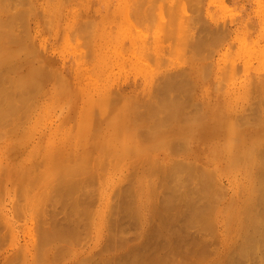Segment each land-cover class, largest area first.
<instances>
[{"label": "rangeland", "instance_id": "374dc122", "mask_svg": "<svg viewBox=\"0 0 264 264\" xmlns=\"http://www.w3.org/2000/svg\"><path fill=\"white\" fill-rule=\"evenodd\" d=\"M32 5L33 6L35 5V6L33 7ZM136 5H138L137 6L138 8L136 7ZM195 7H196V10H195ZM140 8H142V10ZM17 9H18V11H16ZM19 9L21 10L20 12H19ZM24 9H26V10H24ZM138 10L140 13L138 12ZM145 10H146V12H145ZM127 11H128V13H127ZM160 12L162 14H160ZM129 13H130V15L128 16ZM17 14H18V16H17ZM20 16H21V18H20ZM263 16H264V0H216V1L215 0L214 1L213 0H181V1L180 0H146V1L143 0V2H142V0H66V1L65 0H0V17L7 18V20L12 22V24L10 25V28L12 30V33H13V31L15 32L13 35L15 36L18 32H19L18 37L20 34H22L24 36L26 35L24 37L26 42L24 41L23 36L20 35L22 39L20 40V42H17L18 44L16 43V45H17V46H15L16 48L13 46L15 48L14 50H16V49H18V50H16V52L13 53L14 56L12 57V59L13 58L15 60H16V58L20 59L22 63H23V61H25L24 62L25 64L24 63H23L24 65L22 64L23 65L21 67L22 69L19 68L20 73H19V71H18V73L22 74L23 75L22 77H25L28 74V72H30L33 75H36V74H40V71L42 70L41 74H42L43 78H44V75H46V73L47 74L52 73L54 75V76L52 74L49 76L47 75L44 79H42V77H41L43 82L40 80L41 81L40 83L43 86H40L41 87V88H39L40 91L35 90L33 92L31 89L30 95L33 96L31 93H33L34 95H36L37 93H40L42 101L40 102L41 104L36 107L40 112L36 116L31 117L32 119H30V118H28L29 120L25 119L26 121L24 122V125L22 128H24V131L29 129L27 132L25 131L26 133L21 134L23 129H19V130H22L21 132H19L18 130L16 132V131H14L15 130V128H14L12 131V127H14V125L11 127V125H12L11 123H8L9 126H8V124H6L7 127L6 126L4 127L6 129L2 128L4 130H1V127H0V133L4 132V133L0 134V165H1V168H0V208L7 209V211H9V217H11L10 219L13 222V224L16 226V229H17L16 230L17 234L15 233V231L13 233H12V231L6 233L8 235H6L5 239L0 242V253L3 252L4 250L5 251L9 250L12 252L13 249H17L19 247V240L25 242V240L32 238V235L34 236L33 238H36L39 234L38 238L43 239L44 235H41V234H43V233L44 234H46V233L51 234L50 228L52 229V234H51L52 237L49 240V237H48L49 235H48L46 237L47 239L44 238V239H46L45 241H44V239L42 240L45 242V244H42L39 247L42 250V252L39 251V253H36L37 255L39 254L38 259L35 256H32L31 253H28V256H26V255L24 256L22 254L17 255V256L14 255V256H16V257H14V256L12 257L14 259H9L7 262H3V263L0 262V263L1 264H38V263L44 264L43 262H47L45 264H76V263L82 264V263H86L88 260L90 261L91 259H92L91 260L92 262L93 261L97 262L98 261L97 259L101 258L100 259L101 262H99V261L98 262L103 264L102 260L107 259L109 257L111 259V262H113L112 264H115V262H114L113 258H111V256H114L115 257L114 259H116V257H117V259H119V261H121L122 259L125 258V256H123V254H125L127 252V250L129 249V247H131L133 244L136 243V245H139L140 242L142 244L141 240H143V239L146 240V242H148V244L150 243L149 241H147V239L149 237L146 235L149 234L148 231L151 230L153 224L154 225L159 224V218L157 217L158 216L157 212L160 209L159 206L167 207L166 204L168 202V199H169L171 193H174V195H175L177 193V191H179L181 188L183 189L182 185L184 183L187 185L191 184V185H188L190 189L189 188L187 189V191L189 190V192H188L189 195L193 194L190 196L191 197L196 196V198L198 197L197 199L194 198V199L190 200V202L194 203V200L196 199L195 203L197 201H199V203L197 202V204H199V205H196L194 203L196 205L195 207H197V206L200 208L204 207V205H205L204 203H206V202H204V200H205V198L203 197L204 194L202 192H200L201 189H200V187L198 188V186L200 185V184L198 185L199 178L196 179L194 174H196V173L200 174L203 172L209 173L210 170L213 172V174H212V172L209 173L210 176L214 177L213 179H216L215 177H217L216 184L219 182L218 185L215 187V190L218 191L221 189L219 192L223 191V192H221V194H218L219 192L217 193V191L213 190L214 193L212 192L213 195H211L214 198V201H217L216 198H217V194H218L217 199H219V200H218V202H214V204H216V205L218 204L216 206L217 208H216V210H212L213 207L211 208V211H210L211 214L209 215L208 220L206 222L209 221V223H211L210 220L212 219V217H215V216H216V222H215V220H213L214 219L213 218L212 219L213 225H212V227L210 226V228H208L209 230L212 229L213 231L211 230L208 233H206V231H208V229H206V228L209 227L208 226L209 223H206V224H208V225H206V228L204 226L202 227V228H205L206 231H204V229L200 230L201 225L198 224L199 222H195V223H197L198 226L200 225L199 227L195 223H194L195 225L192 223L191 224L192 226L190 224H188V225H190V227H188L187 225L186 226L184 225L185 226V228H184L183 226L180 225V224H183L185 222V221L181 222L180 218L182 220H184V218L182 216L177 218V221H175V222H178V221L179 222L178 223L174 222L173 228L175 227L176 229L177 228L181 229L180 228V226H181L183 232H181L180 230H175V231L173 230V232L180 231V233H178V235L180 237L182 236L180 234L183 233V235H184L186 233L185 234L186 237L182 236L183 239L181 238V241L183 240L182 242H184L187 245L189 243H193V245H195V243L193 241H196V244L198 243L200 245V246L195 245L196 247H198L196 250V249H194V248H196L195 246L193 248V245L189 244V246L186 245L187 247H189V248H187L185 246V244L183 243V245H184L183 247H186V249H187L186 250L185 248L182 247V244L181 245L179 244L180 245L179 247H181L182 250L185 249V251L187 252V254H185V253H183V252H185L184 250L182 253L179 250L180 251L179 255H181L182 258L184 256L183 260H180L181 261L180 263L181 264H190V263L193 264L195 262L194 260H196L197 262H195L194 264H202V263L203 264H217L218 263L217 261H219V264H220V261H223V264H224V262H226V261L223 258L226 257L225 259H227V254H231L230 252L235 254V252H233V250L236 251V247H238V244H237L238 240H239V238H241V237H237V236H239L240 234L242 236V233H244V230H243L244 228L242 229L243 223H240V222H242V221L245 222V219L243 220V216H245V214H246L245 212H246L248 206L246 207L245 212H244V209L242 207H245L246 205L249 204V202H248L249 199L247 198L246 194L248 192H250V189H251V191H254L253 194H255V190H258V192L256 191V194L258 196L255 195L256 196L255 200H257V201H254L251 195L248 196V197H250V199H252L250 202H252V203H253V201H254V203L258 202L257 197H260L259 188L260 189L263 188L262 185H260L261 183H259L260 181L262 182V176L259 177L260 179H258L257 177L260 174H256V173H260V171L258 169H260L262 167L261 165H263V163H264V158H263L264 155H262V154H264V150L261 154L262 158L260 157V160H258L259 159L258 156H260V154L259 155L256 154L257 153L256 151L259 150L260 145L262 147L261 149H264V147H263L264 142L262 143L263 139H260L259 142L256 143L257 144L256 145L253 140L247 139L245 136L246 134L253 132V131L260 132L262 130V128L264 127V123H263L264 119L261 116L264 114L263 113L264 112V107H263L264 90L262 89V87H264V83H263L264 82L263 81L264 80V17ZM10 17H12V21L10 20L11 19ZM127 17H129V18H127ZM200 17H202V18H200ZM183 19H185V20L183 21ZM186 19H187V21H186ZM201 19H203V20H201ZM91 20H92V22H91ZM129 20L132 22H130ZM160 20H161V23L163 22V24L161 25L162 29H160V25H159ZM177 20L179 22H176ZM211 20H212V22H211ZM224 20L228 21V22L225 23ZM231 20H233V21H231ZM9 21H5L6 27H8L7 24L8 25L10 24V23H8ZM13 21H15V23ZM133 21H135V22H133ZM180 21L182 22V24ZM84 23L85 24L89 23V24L85 25ZM247 23H249V24L252 23V24L249 25ZM225 24L226 25L228 24L230 27H228V25L226 26ZM44 25H46V26H44ZM157 25H159V29H158ZM182 25H184V26H182ZM221 25H224V27H226V28H221ZM138 26H139V29H138ZM251 26H253V27H251ZM21 27H22V29H21ZM140 28H141V30H140ZM211 28H213V29H211ZM180 29H181V31H180ZM214 29H216V30H214ZM160 30H162V32H160ZM159 33L160 34L162 33L163 36H162V34L160 35ZM220 33H222V34H220ZM167 35L169 38L172 37L171 40L173 41V43L169 38H167ZM156 36H158V38ZM160 36H161L160 41L164 39L161 42L158 40ZM193 36H195V37H193ZM153 37H154L155 41L152 40ZM224 37H225V39H224ZM7 38H9V36L5 37L6 40H7ZM166 38H167L168 42L165 41ZM177 38H179L180 40ZM5 39H4V41H6ZM173 39L175 40L176 43L174 42ZM176 39L180 41V43L178 41V43L180 45L177 44ZM193 39L195 41H193ZM157 40H158L159 44L157 43ZM169 40L171 41L172 44L169 43ZM189 41H191V42H189ZM197 41L200 43H196ZM155 42H156V44H155ZM4 43H6V42H4ZM8 43H9V41H8ZM141 43H142V45H139ZM194 43H195V45H192ZM170 44H171V46H170ZM173 44L179 45V46L174 47ZM197 44L200 46H198ZM156 45H158V46H156ZM163 46H164V48H163ZM180 46H181V48H180ZM157 47L159 48V50ZM166 47L167 48L169 47L170 49L168 48V50H167ZM209 47H211V48H209ZM213 47H214V49H213ZM156 48L158 50L157 53H159V54L161 53V55L163 54L162 57H164L165 63H167V62L169 63V60H171V59H172V61H171L172 63L170 62L169 64H165L161 58V55L159 56L161 59L158 57L159 54L156 53ZM162 48H163V50H162ZM173 48H175V49L178 48L176 50V52L178 51V53H176ZM183 48H185V49H183ZM197 48H198V50H197ZM29 49H32L33 52L30 53L31 50H29ZM180 49H183V50H180ZM186 49H187V52H189V50L191 52L194 51L193 53L195 55L193 53L191 55L193 56V58L196 57V61H195V59L192 58L191 55H188V54H190V52L187 53ZM14 50H13V52H14ZM167 51H168V53L170 52L169 54L173 55V57H175V55H177L176 57H178V58H173L172 56H169ZM173 52H175V54ZM185 53H187V54L185 55ZM152 54L154 55V57L156 55V57H158V59H160L159 60L160 63L158 62L157 58H156L157 60H155V61H157V65L161 64L160 65L161 67L160 66L156 67V63H154V62L150 63V62L154 61ZM179 54H180V56H179ZM182 54H184L183 57L186 56L184 59H182L183 57H181ZM48 55L49 56L52 55L51 57H53V59L55 61L49 59L47 57ZM140 55L143 57H141ZM204 55H206V56L204 57ZM27 56H29V58ZM167 56H168V59H167ZM198 56H200V57H198ZM23 57L25 58V60ZM101 57H103L102 60H101ZM139 57L142 58L143 62L141 59L139 60ZM144 57H145V60L143 59ZM165 57H166V59H165ZM21 58H23V60ZM186 58H188V59H186ZM10 59H11V57H10ZM147 59L149 60L148 62H146ZM27 60H28V63H27ZM29 60H30V62H29ZM173 61H175V64ZM210 61H212L213 64ZM232 62H233V64H232ZM121 63H125V66H124V64H122V67H124V68L121 67ZM234 63L237 64L236 68H235ZM30 64H31V66H30ZM39 64H41V65H39ZM182 64L184 65V67ZM189 64H191V66H189ZM45 65H47V66L45 67ZM103 65L105 68L103 67ZM152 65H153V67L151 68L150 66H152ZM163 65L166 67H163ZM197 65H199L198 68H196ZM40 66L42 67V69L40 68ZM177 66H179V67H177ZM231 66H233L235 68L234 72L232 70L230 71ZM180 67L182 68V70L179 69L178 71H176ZM201 67H202V70L204 73L200 69ZM29 68H30V70H29ZM103 68L105 69V71ZM166 68H168V69H166ZM31 69H33V72L31 71ZM48 69H50L51 71H52V69L57 70V72H58V70H60L61 73L59 75V73L55 72L56 73L55 74L54 72H51V71L49 72ZM173 69H174L175 73L173 72ZM185 69L187 70V75H189V76L186 75ZM197 69H198V71H197ZM241 69H243V70H241ZM34 70H35V72H34ZM168 70H170V71L165 73ZM43 71H46V73ZM218 71H221V72H218ZM42 72L45 74H43ZM160 72L162 75L160 74ZM200 73H201V75H200ZM57 74H58V76H57ZM61 74L63 76H65L67 78L66 80H68L70 82V84H68L69 86L66 84L67 82L64 81V77ZM155 74H157V75H155ZM55 75H56V77H59V76L63 77V78L59 77L60 83H57L58 82L57 80H56L57 82L54 81V79L56 78ZM135 75H137V77ZM153 75H155L156 78ZM202 75H203V77H202ZM50 76L53 77V78L51 77L53 80L51 78L50 79L48 78ZM160 76H163V79ZM88 77H90L91 79ZM189 77H190V79H189ZM191 78H192V80H191ZM56 79H58V78H56ZM86 80H88V81L86 82ZM130 80H131V82L129 83ZM155 80L157 82L158 81L160 82L159 85H157L158 83H156ZM160 80H163V81H160ZM219 80L221 83H219ZM253 81L255 83H257L256 84L257 86L255 85V83ZM260 81H262V83H260ZM54 82L57 84H53ZM145 82H147V83H145ZM153 82H154V86L156 85L155 86L156 91H154L153 87H151V86H153ZM163 82H165V83L163 84ZM190 82H191V84H190ZM224 82H225V84H224ZM133 83L136 85L134 86ZM105 84H107V87H105L106 86ZM130 84H131V86H130ZM214 84H215V86H214ZM258 84H259V86H258ZM57 85H58V87H62V85H63V88L65 87L66 89L64 88L65 90H62L61 88H58ZM182 85H184L185 87ZM54 86H55V88H53ZM102 86L105 89L102 88ZM179 86H182V87H179ZM193 86H195V87L192 88ZM46 87H47V89H46ZM77 88L80 91L77 90ZM54 89L55 90L59 89V90L55 92ZM102 89H104V90L102 91ZM106 89H107V91L105 92ZM192 89L194 90L192 93V98H193L194 103H193L192 99L190 97H188V96H190ZM197 89H198V91H197ZM49 90H50V92H49ZM113 90H115V91H113ZM181 90H183V91H181ZM59 91H61V94L59 93ZM112 91H113V93H116V95L120 93L121 97L122 96L123 97L122 98L118 97V95L116 96L115 94L113 96ZM116 91H118V92H116ZM160 91H161V93H160ZM178 91H179V93H178ZM261 91H263V92H261ZM52 92H54L53 93L54 97L52 96L54 98L53 100H52V98H50L51 97L50 95H52L50 93H52ZM57 92H58L59 96H58ZM86 92H87V94H86ZM150 92L152 93V95L154 97L155 96H158V97H155L156 98L155 99L152 95L147 94ZM154 92H155V94H153ZM169 92H170V94H169ZM47 93L50 94L49 97L46 96ZM65 93H66V97H64ZM100 95L101 96L102 95H104V96L110 95V97H112V98L103 96L104 97V98L102 97L104 100L103 101L102 98L99 97V99H100L99 105H98V102H97V104H95V102H96L95 99L98 98V96H100ZM180 95H182V96H180ZM56 96H58L57 99H56ZM91 96L94 99H92ZM144 96H145V98H144ZM151 96L153 97V100L155 99V101H153L151 99ZM186 96H187V98H186ZM161 97H163V98H161ZM82 98L84 100L87 98L85 103L86 102L89 103L88 100L91 99L92 100L90 102L91 104L87 105V103L85 104L84 101L82 103V100H83ZM109 98L110 99L114 98L113 102L116 100L115 98H119V99L121 98V99L120 100L117 99L116 100L117 102L115 101L114 102L115 104L113 103V105H112V100L109 101ZM179 98L181 101H179ZM184 98H186V99H184ZM47 99H49L48 102H47ZM107 99H108V101H107ZM150 99H151V101H150L151 103L150 102L147 103L146 100L149 101ZM189 99H191V100H189ZM256 99H258V100H256ZM51 100H52V102H51ZM135 100L137 102H141V103L146 102V105L144 103L140 104V105L137 103L136 104L137 106H136L135 103H133V102H136ZM156 100H158V101H156ZM253 100H255V101H253ZM105 101L108 104L107 103L104 104ZM185 101H186V103H185ZM109 102H111V104ZM214 102H216V103H214ZM258 102H260V103H258ZM94 104L96 106H94ZM100 104H102V107L100 106ZM104 106L107 110L109 108V110L107 111L105 108H103ZM107 106H110V107L107 108ZM36 108H34V110ZM83 108H85V110H83ZM96 108H97L96 112L99 114H97L95 112ZM99 108L100 109L103 108L104 110L101 109V111H104V112L107 111V113L101 112L103 115L105 114L104 116L101 115V113L98 111V110H100ZM137 108H138V111H136L137 114H136V112L133 114V111L137 110ZM173 108H174V110H172ZM182 108H184V110ZM245 109H247V110H245ZM90 110H92V112H93L92 115H94V113L96 114V117L92 116L93 118H90L91 113L89 115V112H87ZM177 110H179V111L181 110L182 112L179 113ZM189 110H191V111H189ZM259 110H260V112H259ZM161 111H162V113H161ZM172 111H173V113H172ZM174 111L176 114L174 113ZM207 111H208V113H206V115H205L206 119H205L203 116L204 115L203 113H205ZM210 111L213 112V115H211L212 113ZM219 111H220V113H219ZM130 113H132V114H130ZM143 113H145V114H143ZM164 113H166V114H164ZM221 113H222V115H220ZM225 113H226V115H225ZM172 114H173V117H172ZM177 114L179 115V117H181V119L180 118L178 119ZM180 114H181V116H180ZM99 115H101V118L98 117ZM132 115H135L134 117L135 118L137 117L140 120L139 119H138V121L134 120V117L131 118ZM201 116H202V119L200 122ZM260 116H261V120L259 119ZM209 117L210 118L213 117L211 121H210ZM263 117H264V115H263ZM173 118H174L175 122L173 121ZM187 118H188V120H187ZM234 118H236V119H234ZM129 119H131V121ZM165 119H167V120H165ZM194 119H196V120H194ZM254 119H256V120L254 121ZM262 119H263V122H261ZM132 120H134L136 122L134 123ZM151 120H153V122ZM191 120H193V121H191ZM234 120H237L236 123L238 125L235 124ZM251 120L253 123L260 120L257 122V124L259 122H261V124H258L257 126H255L254 124L250 125L252 123V122H250ZM238 121L240 122V124L238 123ZM242 123H243V125H242ZM244 123H245V125H244ZM248 123H250V124H248ZM124 125L127 127L126 128L127 130L124 129L125 128ZM239 125H242V126H239ZM194 126H196V128ZM147 127H149L150 129L149 128L147 129ZM171 127H173V128H171ZM192 127L195 128V129H192V131L196 130V132L189 131V130H191ZM220 127L222 129H220ZM128 128H129V130H128ZM179 128H181L185 134L181 131V129L179 130ZM234 128H237V129H234ZM187 130L189 131L190 135L188 134ZM47 131L52 132L51 133L52 136L49 135L51 137L47 138L48 140L45 139V137L43 136V134L45 135L48 133ZM205 131H208V132L206 133ZM31 132H32V134H31ZM190 132H192V133H190ZM181 133H183V135H185V137L181 136L180 135ZM23 135H25V136H23ZM176 135H178L179 137H177ZM187 135L190 136L191 138H187ZM233 135L235 137H238L240 140H237L235 138L237 141L232 142L230 140V136H233ZM205 136H207V137L205 138ZM215 137H216V141H213V143H212V140H215ZM225 137L227 138L226 140H225ZM182 138L185 140H183ZM175 139L179 140L181 142L178 143L179 142L178 141L177 142L178 144L172 143V141L173 142L176 141ZM217 139H219V140L217 141ZM235 139H233V140H235ZM167 140H170L171 143H169V141H167ZM214 142H215V144H214ZM163 143H165V144H163ZM181 143L184 145L186 144L185 145L186 148ZM209 143H211V144H209ZM229 143L232 145V147H231V145L229 147ZM251 143L253 145L255 144L256 147H258L256 151L252 148ZM259 143H260V145H258ZM166 144L167 145L169 144L168 147L166 146ZM225 144H227V145H225ZM234 144H235V146L233 147ZM244 145L245 146L247 145V147H245ZM250 145H251V147H250ZM189 146H191V148ZM242 146L245 147V148L243 147V149H248V151L246 150L248 153L243 152V154L246 153L244 156H243V154L240 153V151L241 152L244 151L241 148ZM178 147H180V149H178ZM210 147L212 148V150ZM183 148H184V150H183ZM213 148H215V150ZM220 148L221 149L224 148L225 150L223 149L221 151ZM226 148L231 149V150L234 149V150H232V151L229 150V151H231L229 154V152H226ZM235 148H237L238 151L240 149H242V150H240L238 152V151H236L237 149L235 150ZM146 149H148V150H146ZM188 150H189V152H188ZM250 150H253V151H250ZM130 151H132V152H130ZM213 151L215 154L213 153ZM233 151H236V152L233 153ZM261 151L262 150H260L258 152L261 153ZM116 152H117V154H116ZM250 152L251 153L254 152V155L252 153L248 157V154H250ZM34 153H36V154H34ZM206 153L208 155H210L209 157L208 156L207 157H208V160L211 162H209L207 159H205V158H207L205 156V155H207ZM236 153H238V154L240 153L239 154L240 156L238 155L239 157L238 156L234 157L235 159H237V157L239 158L237 162L234 158L233 159L235 160V162L233 160H229L230 158L229 159L226 158L227 156L229 157L230 155L232 156V155H235ZM192 155H194V156H192ZM203 155L205 156V158ZM245 156H247V157H245ZM193 157H194V159H193ZM213 157H215V159ZM179 158H181V159H179ZM187 158L189 160H187ZM210 158L214 159V160H210ZM225 158L229 161H227V160L225 161ZM248 158H249V160L247 161ZM190 159L192 161L195 160V162H193V164H192ZM261 159H263V160L261 161ZM103 160H104V163H103ZM142 160H143V162H142ZM251 160H255V163L252 162ZM256 160L263 162V163L259 162V164H261L260 165L261 167L259 166L258 161L256 164ZM203 161H205V162L203 163ZM87 162H89V164ZM93 162H94V164H93ZM115 162H117L118 165ZM123 162L126 164H124ZM198 162L201 163V165H199ZM166 163H167V165H166ZM184 163L186 164L187 167H185V165H183ZM194 163H196V164H194ZM170 164H173V167ZM174 164H175V166H174ZM190 164H192L191 167L188 166ZM87 165H88V167H86ZM104 165H105V168H104ZM169 165L172 168L169 167ZM177 165L178 166L182 165V166H179L180 168H178ZM193 165L195 168L193 167ZM257 165L259 166V168ZM204 166H205V168H208L209 171H206L207 169L205 170V168H203ZM222 166L224 168H222ZM66 167H68V169H66ZM60 168H61V170H60ZM102 168H104V169H102ZM189 168H192L194 173L192 172V169L189 170ZM199 168H201L200 169L201 171L198 170ZM1 169H3V170L5 169L4 171L6 172V174H4L3 171L1 172ZM70 169H73V171H75V169H76L77 172L76 171L72 172V170H71V172L69 173ZM181 169H182V171H180ZM194 169H197L198 171L194 170ZM55 170L56 171L58 170V171L56 172ZM183 170H185V171H183ZM255 170H256V173H255ZM261 170H262V168H261ZM8 171L10 172V174L14 175V178H11V179L9 178L7 181V176L9 174ZM60 171H61V173H59ZM99 171H101V173ZM195 171H197V172H195ZM214 171H216V172H214ZM257 171H259V172H257ZM166 172L168 173V175L166 174ZM172 172L175 174L172 175ZM184 172L187 173L188 175L186 176V174H184ZM63 173H64V175H63ZM95 173L96 174L99 173V175L98 174L95 175ZM179 173L181 176H179ZM189 173H193V174H189ZM215 173H216V175H215ZM78 174H80L82 176V178H81V176H78ZM104 174H105V176H104ZM135 174H137V175H135ZM197 174H196V176H197ZM255 174H256V176H254ZM90 175H91V177H90ZM93 175H94V177H93ZM100 175L101 176L103 175V176L101 177ZM161 175H162V179H161ZM190 175H192V176L190 177ZM261 175H262V171H261ZM73 176H74V178H73ZM86 176H87V178H89V177L92 178V180L89 178L90 182H88V180L85 179ZM96 176L99 179H96ZM156 176H157V178H156ZM168 176H169V178H168ZM175 176L176 177L179 176L177 179H179V180L181 179L180 182L184 181V180H186V181L188 180V181H187V183H186V181H184V183L181 182L182 183L181 184V183H179V180H177ZM193 176L195 177V179ZM24 177H25V180H24ZM75 177L78 179H75ZM164 177H165V179H164ZM192 177H193V179H192ZM102 178H103V180H102ZM250 178H251V180H249V182H248V179H250ZM255 178H257V179H255ZM72 179L75 182H73ZM57 180H58V182H57ZM61 180L62 181L64 180V181L61 183ZM217 180H218V182H217ZM253 180H255V181H253ZM15 181H16V183H15ZM28 181H30V182L28 183ZM84 181L86 182V184ZM100 181H102V183ZM150 181H151V183H150ZM195 181L197 183L196 185H195ZM239 181H241V183ZM256 181H259V182H256ZM26 182H27V185H26ZM71 182H72L73 186L70 184ZM146 182H147V184H146ZM173 182H174V184H173ZM252 182L254 184L257 183V185H254ZM53 183H54V185H53ZM73 183H76L77 185L76 184L74 185ZM98 183L99 184L101 183L102 185L101 184L99 185ZM132 183H133V185H131ZM166 183H168V186H166ZM178 183H179V185H181V188H180V186L178 187V185H177ZM78 184H79V186H78ZM119 184L121 186V189L119 187ZM172 184L174 186L177 185L175 187V190H174V186L172 187ZM50 185H51V187H50ZM64 185H65V187H64ZM20 186H22V187H20ZM33 186H35L36 188ZM81 186H82V188H81ZM188 186H186V187H188ZM194 186H196V188H198V190L200 189V191H198V192L202 193V195L201 194L198 195V194L193 193L194 190H196V188ZM218 186L220 188H218ZM250 186L255 187V189L253 187L251 188ZM166 187H167V189H166ZM191 187H193L192 189H194V188L195 189L192 190ZM62 188H64V189L62 190ZM176 188H178L177 191H176ZM73 189H74V191H73ZM131 189H132V191H131ZM147 189H149V190H147ZM78 190H80V191H78ZM184 190L186 191L185 188H184ZM190 191H191V193H190ZM98 192H99V194H98ZM196 192H197V190H196ZM261 192H262V189H261ZM43 193H44V195H43ZM59 193L61 194V196ZM72 193H74V194H72ZM39 194H40V196H39ZM158 194H160V195H158ZM178 194L179 193H177V195H175V196L171 195L174 198V203H176L178 201L177 199H175L178 196ZM248 194H252V192H250ZM72 195H74V196H72ZM189 195H187L188 199H190ZM221 195H223L222 196L223 198H220ZM48 196H49V198H48ZM157 196H158V199H157ZM215 196H216V198H215ZM59 197H60V199H59ZM77 197H78V200H77ZM177 198L180 199L179 197H177ZM245 198H246V200L243 201ZM105 199H107V200H105ZM122 199L123 200L125 199L124 200L125 203L123 202ZM144 199H145V201H144ZM154 199H155V201H154ZM156 199L158 200V203H157ZM52 200H53V202H52ZM63 200H65V201H63ZM69 200H71L72 203ZM109 200H110V202H109ZM175 200H176V202H175ZM184 200L185 199H183V202L181 201L182 203L180 202L181 208H182V205L184 204ZM66 201H67V203H66ZM187 201L188 200L186 199L185 204H187ZM246 201L248 202V204L244 203ZM111 202L112 203L115 202V203H113V206H112ZM127 202L129 204H127ZM146 202L149 203V205ZM161 202H162V204H161ZM155 203L158 204L159 206H157ZM177 203H179V202H177ZM202 203H203V206H200V205H202ZM254 203H253V205H254ZM130 204L132 207L130 206ZM194 204H192V205H194ZM114 205H115V207H114ZM133 205L135 208L133 207ZM187 205H183V207L187 206ZM192 205H191V207H192ZM243 205H245V206H243ZM251 205H250L251 208H249V209L252 210L255 207V205H254V207ZM257 205H256V207H257ZM137 206H138V208H137ZM155 206L157 208L159 207L158 210H157V208H155ZM177 206L179 207V205H177ZM9 207H10V209L12 207V209L10 210ZM139 207H140V209H139ZM256 207H255V209H256ZM65 208H66V212H65ZM109 208H111V209H109ZM128 208H134L138 212V216H139V219H141V221L137 220V218L135 216L131 215ZM94 209H96L97 211ZM99 209H100V212L102 213V215H100L101 213L99 212ZM138 209H139V211H138ZM189 209H190V207L187 206L186 210L188 211ZM213 209H215V207ZM229 209H230V211H229ZM107 210L109 212H110V210L111 211L113 210V212H110L111 215H109V212ZM116 210H118V211L116 212ZM123 210H126L127 214L130 213L129 215H131V217H133V218L129 217V215L127 216L126 212ZM160 210H162V209H160ZM217 210L218 211L220 210V211L218 212ZM233 210H236L234 215H232V213L234 212ZM251 210H249V212L247 214H250ZM121 211H123V212H121ZM238 211H239V213H242V215H240L238 213ZM255 211L256 210H252L253 213ZM12 212H14V214H16V215H14ZM49 212H51V213H49ZM153 212H155V213H153ZM119 213H121L122 215L120 216ZM140 214L143 216L145 215L148 219L145 216L144 217L141 216ZM230 214L233 217H231ZM98 215H99V217H98ZM211 215H214V216H211ZM238 215L242 216V219ZM65 216H66V218H65ZM111 216L114 217L113 220L116 219L115 223L119 222L118 224L120 225V228L117 224L113 223L114 221L111 220L112 219ZM116 216H118V218ZM226 216H229V219L231 218V220L235 216V218H237V220L234 219V222L236 221L235 222L236 224L233 222V220L232 221L228 220V219L226 220ZM105 217L106 218L108 217L107 220ZM119 217L121 220H124V219L125 220L119 221ZM151 217L155 220L151 219ZM44 218H46V219H44ZM50 218H51V220H50ZM92 219H93V221H92ZM224 220H226V221H224ZM98 221H102V222H98ZM106 221H108V222L106 223ZM228 221H229V223H228ZM128 222H129V224H127ZM160 222H161V220H160ZM201 222L203 224L205 223V221L204 222L201 221ZM214 222L216 225L214 224ZM101 223H103V224H101ZM151 223H153V224H151ZM225 223L228 225H226ZM237 223H238V226H237ZM239 223L241 224V226H239L240 225ZM94 224H96V225L93 226ZM108 224L114 225V228L118 226L117 228H118V231L120 229V231H119L120 234L117 232V229L115 231H113L114 229L111 228L113 226H110ZM175 224H177V225H175ZM231 224L234 226V228L231 227ZM37 225H39V227ZM42 225H43V227H42ZM48 225L49 226L51 225V227H49ZM103 225H105V226H103ZM108 226L111 229V232L115 233V234L113 233L115 238H113L114 236L110 232ZM137 226H139L140 229ZM149 226H151V228H149ZM177 226H179V227H177ZM195 226H197L196 228H198V230L195 228ZM35 227H37V228L35 229ZM68 227H72V228H75L77 230L76 233L71 236L72 238L67 237V235L64 234L66 229H69ZM94 227H96V229ZM100 227H101V229H100ZM144 227L145 228L147 227L146 229L148 231ZM187 227H188V229L190 228L189 231H188ZM226 227H227V229H226ZM238 227H240L239 229H241V230H239ZM48 229H49V232H48ZM88 229H89V231H88ZM44 230H46V231L44 232ZM134 230H136V231H134ZM186 230L188 231V233ZM192 230H195L196 232L197 231L198 232L196 233L195 231H192ZM228 230H230V232H228ZM59 231H60V234H59ZM184 231H185V233H184ZM199 231H201V232H199ZM40 232H43V233H40ZM109 232L111 233V235ZM14 233H15V235H13ZM106 233L109 234L108 235L109 238H110V236H112V239H115V240H112L113 243H114V241H116V239L119 236H121V237H119V238H121V239H119L121 241L122 236H123L124 237L123 242L125 244L119 245L120 249L117 250L116 248H118L117 247L118 244H116V243H118V240L116 241V243H114L115 246L113 245V243L112 244L108 243V241H110L111 239L108 240L109 238H108ZM36 234H37V236H36ZM116 234H117V236H116ZM204 234H206V236ZM131 236H132V238H131ZM142 236H143V238H142ZM145 236H146V238H145ZM213 236H215V237H213ZM137 238H139V239H137ZM214 238H215V240H214ZM237 238H238V240H237ZM242 238H243V236H242ZM55 239H57L58 241ZM62 239L64 240V242ZM128 239L130 240L131 243L126 242V240H128ZM234 239H236V240L233 242L232 247H231V245H229V244H231V242ZM47 240H49V241L46 242ZM148 240H150V239H148ZM190 240H191V242H190ZM210 240H212V241L210 242ZM241 240L242 239L239 240V244H240ZM120 241H119V244L122 243V241L121 242ZM187 241H189V242H187ZM200 241H203L202 242L204 244L203 246H201L202 243L200 244ZM65 242H67V243H65ZM143 242H145V241H143ZM205 243H207V244H205ZM55 244L57 245L56 247H58L57 249H55L56 248L54 246ZM103 244H105V245H103ZM106 244L108 246H106ZM109 244L112 245V250L109 249V248H111V246H109ZM101 245H102V247H101ZM129 245H131V246H129ZM151 245H148V247L149 246L151 247ZM206 245H207V247H206ZM208 245H210V246H208ZM235 245H237V246L235 248H233ZM263 245L264 244L259 245V246L257 245V246H258V248H262L263 252H264V248L262 247ZM257 246H256V248L255 247L253 248V251L256 254V256L251 251L252 252L251 254L253 256L248 254L246 256L247 259L244 258V261L241 264H264V254L261 253L262 249H260V251L258 249V251H257ZM99 247H101V249H103V247H104L105 250L104 249L101 250ZM107 247L109 250H107ZM202 247L204 249H202ZM43 249H44V251H43ZM96 249H97V251H96ZM142 249H140V250L142 251ZM188 249L191 251L189 252ZM225 249H227V250H225ZM54 250L56 251V253ZM150 250L151 249H149V251ZM238 250L236 251L235 255H237V254L239 255ZM137 251H139V250H137ZM196 251H199V252H196ZM209 251H210V253H208ZM227 251H228V253H227ZM256 251H257V253H256ZM37 252H38V250H37ZM43 252L45 254L44 257H43ZM58 252L59 253L61 252L60 253L61 255ZM201 252H203L204 255H203V253L200 255ZM223 252H225V254L226 253L227 254L225 255ZM77 253H79V254H77ZM97 253H99L98 255H100V257H98ZM149 253L151 254V252H149ZM107 254L109 255L108 257H107ZM112 254H114V255H112ZM115 254L117 256H115ZM182 254H183V256H182ZM221 254H223L224 256H221ZM233 254L231 256H234ZM87 255H88V260H87ZM90 255H91V257H90ZM179 255L178 256L176 255L175 258L179 259V257H180ZM207 255H208V257H205ZM62 256H63V258H62ZM92 256L93 257L96 256V257H94V259H93ZM103 256H104V259H103ZM216 256H219V257H216ZM40 257L42 258V260L40 259ZM45 257H46V261L43 260V259H45ZM47 257H48V259H47ZM213 257L214 258L216 257L215 260L213 259ZM241 257H244V256H241ZM35 259L38 261H36ZM125 260H123L122 262L124 263ZM89 261L87 263H90ZM186 261H188V262H186ZM122 262L120 264H122ZM154 263L155 262L149 263V264H154ZM95 264H97V263H95Z\"/></svg>", "mask_w": 264, "mask_h": 264}, {"label": "bare ground", "instance_id": "6f19581e", "mask_svg": "<svg viewBox=\"0 0 264 264\" xmlns=\"http://www.w3.org/2000/svg\"><path fill=\"white\" fill-rule=\"evenodd\" d=\"M66 1V0H65ZM146 1V0H145ZM181 1V0H180ZM214 1V0H213ZM216 1V0H215ZM7 2V1H6ZM9 2V1H8ZM142 2H143V0H142ZM133 3V2H132ZM131 3V4H132ZM159 3V2H158ZM178 3V2H177ZM217 3V2H216ZM138 4V3H137ZM198 4V3H197ZM219 4V3H218ZM226 4V3H225ZM10 6V5H9ZM33 6V5H32ZM35 6V5H34ZM33 6V7H34ZM138 5H136V7H137ZM140 6V5H139ZM156 6V5H155ZM158 6V5H157ZM160 6V5H159ZM168 6V5H167ZM228 6V5H227ZM256 6V5H255ZM12 7V6H11ZM151 7V6H150ZM171 7V6H170ZM180 7V6H179ZM186 7V6H185ZM138 8V7H137ZM41 9V8H40ZM141 10H142V8H140ZM139 9V10H140ZM147 9V8H146ZM24 10H26V9H24ZM39 10V9H38ZM52 10V9H51ZM59 10V9H58ZM139 10H138V12H139ZM149 10V9H148ZM195 10H196V7H195ZM202 10V9H201ZM200 10V11H201ZM262 10V9H261ZM16 11H18V9L16 10ZM21 10L19 9V12H20ZM18 12V13H19ZM50 12V11H49ZM80 12V11H79ZM145 12H146V10H145ZM149 12V11H148ZM156 12V11H155ZM195 12V11H194ZM199 12V11H198ZM203 12V11H202ZM219 12V11H218ZM38 13V12H37ZM56 13V12H55ZM127 13H128V11H127ZM131 13V12H130ZM130 13L128 14V16L130 15ZM140 13V12H139ZM13 14V13H12ZM25 14V13H24ZM31 14V13H30ZM143 14V13H142ZM160 14H162L161 12H160ZM181 14V13H180ZM197 14V13H196ZM199 14V13H198ZM202 14V13H201ZM15 15V14H14ZM13 15V16H14ZM146 15V14H145ZM241 15V14H240ZM17 16H18V14H17ZM47 16V15H46ZM132 16V15H131ZM143 16V15H142ZM141 16V17H142ZM159 16V15H158ZM157 16V17H158ZM165 16V15H164ZM189 16V15H188ZM203 16V15H202ZM180 17V16H179ZM184 17V16H183ZM235 17V16H234ZM264 17V16H263ZM11 18V19H10ZM9 19L12 21V17H10ZM20 18H21V16H20ZM127 18H129V17H127ZM136 18V17H135ZM145 18V17H144ZM185 18V17H184ZM187 18V17H186ZM200 18H202V17H200ZM217 18V17H216ZM253 18V17H252ZM255 18V17H254ZM18 19V18H17ZM137 19V18H136ZM143 19V18H142ZM180 19V18H179ZM196 19V18H195ZM16 20V19H15ZM19 20V19H18ZM132 20V19H131ZM162 20V19H161ZM161 20H160V29H162V24H163V22L161 23ZM185 19H183V21H184ZM201 20H203V19H201ZM5 21H9V20H7V18H2V17H0V127H1V130H4V129H6V128H4L5 126H6V124H8V123H11L10 125H11V127L14 125V127H12V131H13V129L15 128V130L14 131H16L17 132V130L19 131V132H21L22 130H19V129H23V131L21 132V134H23V133H26L29 129H27V130H25L24 131V128H22L23 127V125H24V122L26 121L25 119H28V118H30V119H32L31 117H34V116H36L40 111L36 108L38 105H40L41 103V101H42V98H41V94L40 93H37L36 95H34L33 93H31L33 96H31L30 95V92H31V89H32V91L34 92L35 90H37V91H40V89L39 88H41L40 86H43L40 82L42 81L43 82V80L42 79H44L47 75L49 76V75H51V74H47L46 73V71H43V72H45L46 73V75H44V78H43V76H42V74H41V69H42V67L40 66V74H36V75H33V74H31L30 72H28V74L25 76V77H22L23 75L22 74H19L20 73V69H22L21 67L25 64L24 62L25 61H23V63L21 62V60L20 59H17L16 58V60L13 58L12 59V57L14 56L13 55V53H15L16 52V50H18V49H16V50H14L16 47L15 46H17L16 45V43L17 42H20V40L22 39L21 38V36L20 35H22V34H20L19 35V37H18V34H19V32L14 36L13 34L15 33L14 31H13V33H12V30H11V28H10V25L12 24V22H8V23H10L9 25L7 24V26L8 27H6V25H5ZM126 21V20H125ZM130 21V20H129ZM186 21H187V19H186ZM208 21V20H207ZM231 21H233V20H231ZM254 21V20H253ZM14 23H15V21H13ZM91 22H92V20H91ZM94 22V21H93ZM127 22V21H126ZM130 22H132V21H130ZM133 22H135V21H133ZM141 22V21H140ZM146 22V21H145ZM176 22H179L178 20L176 21ZM181 22V21H180ZM211 22H212V20H211ZM210 22V23H211ZM224 22L226 23V22H228V21H225L224 20ZM247 22V21H246ZM251 22V21H250ZM79 23V22H78ZM83 23V22H82ZM195 23V22H194ZM81 24V23H80ZM85 24V23H84ZM87 24H89V23H87ZM87 24H85V25H87ZM143 24V23H142ZM158 24V23H157ZM181 24H182V22H181ZM186 24V23H185ZM207 24V23H206ZM247 24H249V23H247ZM250 24H252V23H250ZM249 24V25H250ZM51 25V24H50ZM159 25H157L158 26V29H159ZM203 25V24H202ZM220 25V24H219ZM218 25V26H219ZM226 25V24H225ZM228 25V24H227ZM226 25V26H227ZM44 26H46V25H44ZM84 26V25H83ZM89 26V25H88ZM182 26H184V25H182ZM186 26V25H185ZM254 26V25H253ZM253 26H251V27H253ZM20 27V26H19ZM49 27V26H48ZM78 27V26H77ZM208 27V26H207ZM228 27H230L229 25H228ZM27 28V27H26ZM170 28V27H169ZM221 28H226V27H224V25H221ZM13 29V28H12ZM21 29H22V27H21ZM138 29H139V26H138ZM208 29V28H207ZM211 29H213V28H211ZM210 29V30H211ZM229 29V28H228ZM92 30V29H91ZM95 30V29H94ZM140 30H141V28H140ZM143 30V29H142ZM194 30V29H193ZM202 30V29H201ZM206 30V29H205ZM214 30H216V29H214ZM227 30V29H226ZM90 31V30H89ZM144 31V30H143ZM171 31V30H170ZM179 31V30H178ZM180 31H181V29H180ZM219 31V30H218ZM160 32H162V30H160ZM168 32V31H167ZM183 32V31H182ZM214 32V31H213ZM217 32V31H216ZM220 32V31H219ZM26 33V32H25ZM170 33V32H169ZM179 33V32H178ZM209 33V32H208ZM92 34V33H91ZM160 34V33H159ZM162 34V33H161ZM160 34V35H161ZM184 34V33H183ZM198 34V33H197ZM212 34V33H211ZM215 34V33H214ZM213 34V35H214ZM218 34V33H217ZM220 34H222V33H220ZM173 35V34H172ZM171 35V36H172ZM6 36H9V38H7V40L5 39V37ZM23 36V38L26 36H24V35H22ZM29 36V35H28ZM162 36H163V34H162ZM174 36V35H173ZM177 36V35H176ZM227 36V35H226ZM148 37V36H147ZM157 38H158V36H156ZM179 37V36H178ZM181 37V36H180ZM191 37V36H190ZM193 37H195V36H193ZM143 38V37H142ZM141 38V39H142ZM145 38V37H144ZM167 38H169L168 37V35H167ZM167 38L165 39V41H167ZM172 38V37H171ZM171 38H169L170 40H171ZM200 38V37H199ZM212 38V37H211ZM220 38V37H219ZM4 39L6 40V41H4ZM160 39H161V36L159 37V41H160ZM177 39H179V38H177ZM176 39V41H177V44H179L180 43V39L179 40H177ZM191 39V38H190ZM189 39V40H190ZM208 39V38H207ZM224 39H225V37H224ZM89 40V39H88ZM87 40V41H88ZM144 40V39H143ZM152 40H154V37H153V39ZM158 40H157V43H158ZM164 40V39H163ZM163 40H161V41H163ZM169 40V43H171V41ZM174 40V39H173ZM184 40V39H183ZM214 40V39H213ZM238 40V39H237ZM8 41H9V43H8ZM23 41V40H22ZM21 41V42H22ZM24 41H25V38H24ZM29 41V40H28ZM86 41V40H85ZM96 41V40H95ZM155 41V40H154ZM160 41V42H161ZM178 41H179V43H178ZM182 41V40H181ZM188 41V40H187ZM193 41H195L194 39H193ZM4 42H6V43H4ZM26 42V41H25ZM24 42V43H25ZM92 42V41H91ZM140 42V41H139ZM146 42V41H145ZM149 42V41H148ZM168 42V41H167ZM174 42H175V40H174ZM183 42V41H182ZM189 42H191V41H189ZM206 42V41H205ZM231 42V41H230ZM172 43H173V41H172ZM171 43V44H172ZM176 43V42H175ZM174 43V44H175ZM196 43H200V42H196ZM204 43V42H203ZM18 44V43H17ZM155 44H156V42H155ZM159 44V43H158ZM171 44H170V46H171ZM173 44V45H174ZM207 44V43H206ZM258 44V43H257ZM139 45H142V43L141 44H139ZM180 45V44H179ZM179 45H174V47L176 46H179ZM185 45V44H184ZM192 45H195V43L194 44H192ZM198 45V44H197ZM215 45V44H214ZM234 45V44H233ZM15 48H14V47ZM89 46V45H88ZM154 46V45H153ZM152 46V47H153ZM156 46H158V45H156ZM155 46V47H156ZM198 46H200V45H198ZM232 46V45H231ZM143 47V46H142ZM150 47V46H149ZM162 47V46H161ZM191 47V46H190ZM233 47V46H232ZM135 48V47H134ZM133 48V49H134ZM154 48V47H153ZM158 48V47H157ZM157 48H156V53H157V51L159 50V48H158V50H157ZM163 48H164V46H163ZM163 48H162V50H163ZM169 48V47H168ZM168 48L166 47V49L168 50ZM180 48H181V46H180ZM208 48V47H207ZM209 48H211V47H209ZM74 49V48H73ZM138 49V48H137ZM147 49V48H146ZM170 49V48H169ZM174 50H175V52H176V50L178 49H175V48H173ZM183 49H185V48H183ZM183 49H180V50H183ZM202 49V48H201ZM213 49H214V47H213ZM13 50H14V52H13ZM29 50H31V52L30 53H32L33 52V50L32 49H29ZM165 50V49H164ZM172 50V49H171ZM193 50V49H192ZM197 50H198V48H197ZM208 50V49H207ZM38 51V50H37ZM147 52V51H146ZM162 52V51H161ZM175 52H173L174 54H175ZM180 52V51H179ZM186 52H187V49H186ZM189 52H190V54H188V55H191L194 51H190L189 50ZM189 52H187V53H189ZM132 53V52H131ZM163 53V52H162ZM167 53H168V51H167ZM170 53V52H169ZM168 53V54H169ZM176 53H178V51L176 52ZM187 53H185V55L187 54ZM83 54V53H82ZM86 54V53H85ZM136 54V53H135ZM144 54V53H143ZM155 54V53H154ZM157 54H159V53H157ZM194 54V53H193ZM36 55V54H35ZM34 55V56H35ZM80 55V54H79ZM153 55V54H152ZM161 55V53L158 55V57ZM183 55L184 54H182V56L181 57H183ZM195 55V54H194ZM16 56V55H15ZM18 56V55H17ZM25 56V55H24ZM33 56V57H34ZM52 56V55H51ZM51 56H47L49 59H51V60H54L53 59V57H51ZM77 56V55H76ZM135 56V55H134ZM141 56V55H140ZM149 56V55H148ZM163 56V54L161 55V58H162V60H163V62H164V57H162ZM169 56H172L173 57V55H170L169 54ZM177 55H175V57H173V58H178V57H176ZM179 56H180V54H179ZM192 56V55H191ZM206 55H204V57H205ZM244 56V55H243ZM10 57H11V59H10ZM28 58H29V56H27ZM46 57V56H45ZM136 57V56H135ZM141 57H143V56H141ZM141 57H139V60L141 59L142 60V58ZM147 57V56H146ZM153 58H154V61H152V62H150V63H156V67H158V66H160L161 64H158L157 65V61H155V60H157L158 59V57H156V55H155V57H154V55L152 56ZM186 57V56H185ZM185 57H183L182 59H184ZM188 57V56H187ZM198 57H200V56H198ZM202 57V56H201ZM213 57V56H212ZM24 58V57H23ZM23 58H21L22 60H23ZM102 58L103 57H101V60H102ZM134 58V57H133ZM137 58V57H136ZM152 58V59H153ZM157 58V59H156ZM160 58V57H159ZM160 58V59H161ZM192 58H193V56H192ZM27 59V58H26ZM138 59V58H137ZM144 60H145V57L143 58ZM160 59H158V62L160 63ZM165 59H166V57H165ZM167 59H168V56H167ZM186 59H188V58H186ZM193 59H195V61H196V57L195 58H193ZM15 60V61H14ZM24 60H25V58H24ZM33 60V59H32ZM136 60V59H135ZM178 60V59H177ZM181 60V59H180ZM192 60V59H191ZM41 61V60H40ZM55 61V60H54ZM149 60L147 59L146 60V62H148ZM172 61V59L171 60H169V63ZM186 61V60H185ZM194 61V62H195ZM29 62H30V60H29ZM53 62V61H52ZM142 62H143V60H142ZM145 62V63H146ZM162 62V63H163ZM174 62V64H175V61H173ZM212 64H213V62L212 61H210ZM27 63H28V60H27ZM87 63V62H86ZM111 63V62H110ZM126 63V62H125ZM125 63H121V67H122V64H124V66H125ZM149 63V64H150ZM165 63V62H164ZM163 63V64H164ZM168 62L167 63H165V64H169ZM172 63V62H171ZM197 63V62H196ZM195 63V64H196ZM210 63V64H211ZM226 63V62H225ZM23 64V65H22ZM46 64V63H45ZM114 64V63H113ZM141 64V63H140ZM148 64V65H149ZM178 64V63H177ZM207 64V63H206ZM229 64V63H228ZM232 64H233V62H232ZM235 64V63H234ZM39 65H41V64H39ZM48 65V64H47ZM47 65H45V67L47 66ZM85 65V64H84ZM83 65V66H84ZM120 65V64H119ZM127 65V64H126ZM154 65V64H153ZM153 65L152 66H150L151 68L153 67ZM179 65V64H178ZM183 65V64H182ZM204 65V64H203ZM221 65V64H220ZM236 65L237 64H235V68H236ZM30 66H31V64H30ZM38 66V65H37ZM52 66V65H51ZM50 66V67H51ZM189 66H191V64H189ZM198 66L199 65H197V67L196 68H198ZM202 66V65H201ZM226 66V65H225ZM39 67V66H38ZM103 67H104V65H103ZM149 67V68H150ZM161 67V66H160ZM163 67H166V66H164L163 65ZM177 67H179V66H177ZM183 67H184V65H183ZM203 67V66H202ZM202 67L200 68L201 70H202ZM20 68V69H19ZM32 68V67H31ZM35 68V67H34ZM49 68V67H48ZM53 68V67H52ZM105 68V67H104ZM103 68V69H104ZM122 68H124V67H122ZM150 68V69H151ZM170 68V67H169ZM233 66H231L230 67V71L232 70L233 72H234V69H235ZM238 68V67H237ZM37 69V68H36ZM67 69V68H66ZM165 69V68H164ZM163 69V70H164ZM166 69H168V68H166ZM182 70V68L180 67V68H178L176 71H178V70ZM192 69V68H191ZM190 69V70H191ZM29 70H30V68H29ZM44 70V69H43ZM114 70V69H113ZM131 70V69H130ZM152 70V69H151ZM172 70V69H171ZM241 70H243V69H241ZM18 71H19V73H18ZM31 71L33 72V69H31ZM39 71V70H38ZM48 71L50 72L51 70L50 69H48ZM71 71V70H70ZM104 71H105V69H104ZM141 71V70H140ZM170 70H168V71H164L165 73H167V72H169ZM185 71H186V75H187V70L185 69ZM184 71V72H185ZM197 71H198V69H197ZM226 71V70H225ZM229 71V70H228ZM229 71V72H230ZM34 72H35V70H34ZM42 72V73H43ZM51 72H56V73H59V75H60V70H58V72H57V70H53L52 69V71ZM73 72V71H72ZM142 72V71H141ZM146 72V71H145ZM155 72V71H154ZM173 72L175 73V71H174V69H173ZM180 72V71H179ZM178 72V73H179ZM202 72H203V70H202ZM201 72V73H202ZM218 72H221V71H218ZM38 73V72H37ZM45 73H43V74H45ZM55 73V74H56ZM85 73V72H84ZM90 73V72H89ZM102 73V72H101ZM100 73V74H101ZM149 73V72H148ZM164 73V74H165ZM171 73V72H170ZM189 73V72H188ZM194 73V72H193ZM199 73V72H198ZM201 73H200V75H201ZM204 73V72H203ZM35 74V73H34ZM127 74V73H126ZM158 74V73H157ZM157 74H155V75H157ZM160 74H161V72H160ZM185 74V73H184ZM53 75V74H52ZM62 75V74H61ZM155 75H153L154 77H155ZM162 75V74H161ZM169 75V74H168ZM180 75V74H179ZM191 75V74H190ZM223 75V74H222ZM54 76V75H53ZM57 76H58V74H57ZM63 76V75H62ZM62 76H59V77H62ZM132 76V75H131ZM136 77H137V75H135ZM164 76V75H163ZM163 76H160V77H162V79H163ZM176 76V75H175ZM187 76H189V75H187ZM41 77H42V79H41ZM52 76H50V77H48L49 79L51 78ZM55 77H56V75H55ZM59 77H56V78H58V79H54V81L55 82H57V83H60L59 82ZM64 77V81L65 82H67L66 84L68 85V84H70V82L68 81V80H66L67 78L65 77V76H63ZM62 77V78H63ZM144 77V76H143ZM202 77H203V75H202ZM53 78V77H52ZM51 78V79H52ZM88 78H90V77H88ZM97 78V77H96ZM123 78V77H122ZM145 78V77H144ZM147 78V77H146ZM150 78V77H149ZM156 78V77H155ZM159 78V77H158ZM173 78V77H172ZM176 78V77H175ZM178 78V77H177ZM61 79V78H60ZM82 79V78H81ZM91 79V78H90ZM89 79V80H90ZM187 79V78H186ZM189 79H190V77H189ZM41 80V81H40ZM53 80V79H52ZM51 80V81H52ZM57 80V81H56ZM62 80V79H61ZM84 80V79H83ZM82 80V81H83ZM147 80V79H146ZM165 80V79H164ZM191 80H192V78H191ZM234 80V79H233ZM81 81V82H82ZM88 80H86V82H87ZM92 81V80H91ZM141 81V80H140ZM143 81V80H142ZM156 81V80H155ZM160 81H163V80H160ZM172 81V80H171ZM190 81V80H189ZM225 81V80H224ZM252 81V80H251ZM264 81V80H263ZM53 83V84H57V83ZM63 82V81H62ZM69 82V83H68ZM97 82V81H96ZM95 82V83H96ZM123 82V81H122ZM126 82V81H125ZM131 82V80L129 81V83ZM170 82V81H169ZM174 82V81H173ZM183 82V81H182ZM185 82V81H184ZM228 82V81H227ZM254 82V81H253ZM77 83V82H76ZM138 83V82H137ZM145 83H147V82H145ZM156 83H158L157 85H159V81L157 82L156 81ZM165 82H163V84H164ZM180 83V82H179ZM189 83V82H188ZM219 83H221L220 82V80H219ZM255 83V82H254ZM260 83H262V81H260ZM264 83V82H263ZM41 84V85H40ZM122 84V83H121ZM134 84V83H133ZM174 84V83H173ZM176 84V83H175ZM190 84H191V82H190ZM204 84V83H203ZM224 84H225V82H224ZM257 83H255V85H256ZM61 85V84H60ZM93 85V84H92ZM106 86L105 87H107V84H105ZM110 85V84H109ZM136 84H134V86H135ZM172 85V84H171ZM198 85V84H197ZM261 85V84H260ZM47 86V85H46ZM69 86V85H68ZM129 86V85H128ZM130 86H131V84H130ZM129 86V87H130ZM150 86V85H149ZM156 86V85H155ZM155 86H154V82H153V86H151V87H153V89H154V91H156L155 89ZM165 86V85H164ZM169 86V85H168ZM173 86V85H172ZM177 86V85H176ZM182 86H184V85H182ZM182 86H179V87H182ZM189 86V85H188ZM191 86V85H190ZM199 86V85H198ZM214 86H215V84H214ZM220 86V85H219ZM257 86V85H256ZM258 86H259V84H258ZM57 87H58V85H57ZM110 87V86H109ZM143 87V86H142ZM148 87V86H147ZM160 87V86H159ZM185 87V86H184ZM195 86H193L192 88H194ZM262 87V86H261ZM53 88H55V86L53 87ZM52 88V89H53ZM58 88H61L62 90H65L64 88H63V85H62V87H58ZM102 88H104L103 86H102ZM118 88V87H117ZM123 88V87H122ZM253 88V87H252ZM260 88V87H259ZM46 89H47V87H46ZM50 89V88H49ZM69 89V88H68ZM105 89V88H104ZM104 89H102V91L104 90ZM131 89V88H130ZM144 89V88H143ZM142 89V90H143ZM152 89V90H153ZM159 89V88H158ZM172 89V88H171ZM175 89V88H174ZM188 89V88H187ZM215 89V88H214ZM220 89V88H219ZM262 89L264 90V87H262ZM261 89V90H262ZM30 90V91H29ZM42 90V89H41ZM51 90V89H50ZM50 90H49V92H50ZM55 90V89H54ZM59 89H56L55 90V92L56 91H58ZM61 90V91H62ZM77 90H79L78 88H77ZM98 90V89H97ZM134 90V89H133ZM137 90V89H136ZM140 90V89H139ZM184 90V89H183ZM183 90H181V91H183ZM36 91V92H37ZM47 91V90H46ZM61 91H59V93L61 94ZM67 91V90H66ZM80 91V90H79ZM94 91V90H93ZM107 91V89L105 90V92ZM109 91V90H108ZM113 91H115V90H113ZM113 91H112V95L114 96V94L116 95V93H113ZM176 91V90H175ZM180 91V92H181ZM193 89H192V92H191V94H190V96H188V97H190L191 99H192V101H193V98H192V93H193ZM197 91H198V89H197ZM220 91V90H219ZM257 91V90H256ZM116 92H118V91H116ZM121 92V91H120ZM148 92V91H147ZM152 92V91H151ZM147 93V94H150V95H152V93ZM172 92V91H171ZM190 92V91H189ZM196 92V91H195ZM260 92V91H259ZM261 92H263V91H261ZM45 93V92H44ZM53 93L54 92H52V93H50V94H52V95H50V94H46V96L47 97H49V95L51 96L50 98H52V100L54 99L53 97ZM64 93V92H63ZM82 93V92H81ZM85 93V92H84ZM99 93V92H98ZM101 93V92H100ZM108 93V92H107ZM132 93V92H131ZM141 93V92H140ZM158 93V92H157ZM160 93H161V91H160ZM163 93V92H162ZM165 93V92H164ZM178 93H179V91H178ZM187 93V92H186ZM57 94H58V92H57ZM86 94H87V92H86ZM102 94V93H101ZM120 94V93H119ZM119 94H117L118 95V97H121V94L119 95ZM126 94V93H125ZM153 94H155V92L153 93ZM169 94H170V92H169ZM172 94V93H171ZM181 94V93H180ZM258 94V93H257ZM55 95V94H54ZM98 95V94H97ZM116 95V96H117ZM140 95V94H139ZM163 95V94H162ZM178 95V94H177ZM187 95V94H186ZM261 95V94H260ZM35 96V97H34ZM43 96V95H42ZM53 96V97H52ZM58 96H59V94H58ZM58 96H56V99L58 98ZM93 96V95H92ZM91 96V97H92ZM104 95H100V96H98V98H96L95 99V104H97V102H98V105H99V97L100 98H102ZM106 97H110V95H105ZM104 96V97H105ZM142 96V95H141ZM153 96V95H152ZM151 96V99L153 100V97ZM176 96V95H175ZM180 96H182V95H180ZM259 96V95H258ZM64 97H66V93H65V95H64ZM70 97V96H69ZM85 97V96H84ZM90 97V96H89ZM94 97V96H93ZM92 97V99H94ZM103 97V98H104ZM123 97V96H122ZM121 97V98H122ZM128 97V96H127ZM155 97H158V96H155ZM154 97V98H155ZM168 97V96H167ZM213 97V96H212ZM263 97H264V95H263ZM262 97V98H263ZM68 98V97H67ZM103 98H102V100H103ZM110 98H112V97H110ZM109 98V101H111L112 100V105H113V103L117 100V99H119V98H115L116 100L113 102V100H114V98L113 99H110ZM120 98V99H121ZM143 98V97H142ZM144 98H145V96H144ZM150 98V97H149ZM161 98H163V97H161ZM172 98V97H171ZM186 98H187V96H186ZM186 98H184V99H186ZM201 98V97H200ZM83 99V98H82ZM87 99V98H86ZM86 99L84 100H82V103H83V101H84V103H85V101H86ZM89 99V98H88ZM119 99V100H120ZM151 99L148 101V100H146V102L148 103V102H150L151 101ZM156 99V98H155ZM155 99L153 100V101H155ZM183 99V100H184ZM191 99H189V100H191ZM260 99V98H259ZM52 100H51V102H52ZM106 100V99H105ZM118 100V101H119ZM188 100V99H187ZM186 100V101H187ZM200 100V99H199ZM256 100H258V99H256ZM261 100V99H260ZM49 101V99H47V102ZM56 101V100H55ZM54 101V102H55ZM89 101V103L88 102H86L87 103V105L89 104H91L90 102L92 101L91 99L90 100H88ZM104 101V100H103ZM107 101H108V99H107ZM136 101V100H135ZM156 101H158V100H156ZM179 101H181L180 100V98H179ZM186 101H185V103H186ZM198 101V100H197ZM210 101V100H209ZM253 101H255V100H253ZM263 101H264V99H263ZM117 102V101H116ZM146 102L144 103L145 105H146ZM202 102V101H201ZM85 103V104H86ZM104 103V102H103ZM107 102L105 101V103L104 104H106ZM110 104H111V102H109ZM133 103H135V105L138 103L139 105L140 104H143V103H141V102H133ZM151 103V102H150ZM149 103V104H150ZM154 103V102H153ZM193 103H194V101H193ZM211 103V102H210ZM214 103H216V102H214ZM252 103V102H251ZM258 103H260V102H258ZM94 104V106H96ZM108 104V103H107ZM115 104V103H114ZM169 104V103H168ZM182 104V103H181ZM189 104V103H188ZM202 104V103H201ZM86 105V106H87ZM97 105V106H98ZM134 105V104H133ZM134 105V106H135ZM185 105V104H184ZM213 105V104H212ZM100 106L102 107V104H100ZM111 106V105H110ZM110 106H107V108L108 107H110ZM137 106V105H136ZM186 106V105H185ZM195 106V105H194ZM209 106V105H208ZM254 106V105H253ZM258 106V105H257ZM256 106V107H257ZM171 107V106H170ZM175 107V106H174ZM202 107V106H201ZM259 107V106H258ZM263 107H264V103H263ZM34 108H36L35 110H34ZM94 108V107H93ZM103 108H105V106L103 107ZM103 108H101V109H103ZM139 108V107H138ZM138 108H137V110H135V111H133V114L136 112V111H138ZM162 108V107H161ZM199 108V107H198ZM260 108V107H259ZM258 108V109H259ZM79 109V108H78ZM100 109V108H99ZM101 109L100 110H98L100 113L101 112H104V111H101ZM106 109V108H105ZM148 109V108H147ZM180 109V108H179ZM183 110H184V108H182ZM186 109V108H185ZM224 109V108H223ZM252 109V108H251ZM83 110H85V108H83ZM104 110V109H103ZM107 110V109H106ZM108 110H109V108H108ZM107 110V111H108ZM146 110V109H145ZM167 110V109H166ZM172 110H174V108L172 109ZM199 110V109H198ZM208 110V109H207ZM210 110V109H209ZM215 110V109H214ZM245 110H247V109H245ZM97 111V108H96V110H95V112ZM107 111L106 112H104V113H107ZM176 111V110H175ZM175 111H174V113H175ZM179 113L180 112H182L181 110L179 111V110H177ZM189 111H191V110H189ZM197 111V110H196ZM203 111V110H202ZM263 111V110H262ZM83 112V111H82ZM87 112H89V115H90V113H91V115H90V118H93V117H96V114L94 113V115H92V110H90V111H87ZM211 112V111H210ZM217 112V111H216ZM259 112H260V110H259ZM48 113V112H47ZM97 113V112H96ZM153 113V112H152ZM161 113H162V111H161ZM160 113V114H161ZM172 113H173V111H172ZM206 113H208V111L207 112H205V113H203L204 115V118H205V115H206ZM212 114L211 115H213V112H211ZM219 113H220V111H219ZM218 113V114H219ZM264 113V112H263ZM97 114H99V113H97ZM130 114H132V113H130ZM129 114V115H130ZM136 114H137V112H136ZM135 114V115H136ZM141 114V113H140ZM143 114H145V113H143ZM164 114H166V113H164ZM176 114V113H175ZM174 114V115H175ZM184 114V113H183ZM182 114V115H183ZM190 114V113H189ZM197 114V113H196ZM80 115V114H79ZM101 115H103L102 113H101ZM101 115H99L98 117H100L101 118ZM105 115V114H104ZM103 115V116H104ZM135 115H132V117L131 118H133ZM157 115V114H156ZM210 115V116H211ZM220 115H222V113L220 114ZM225 115H226V113H225ZM254 115V114H253ZM264 115V114H263ZM263 115H261L262 116V118L264 119V117H263ZM93 116V117H92ZM137 116V115H136ZM145 116V115H144ZM177 116H178V119L180 118L181 119V117H179V115L177 114ZM180 116H181V114H180ZM241 116V115H240ZM261 116H260V120H261ZM164 117V116H163ZM172 117H173V114H172ZM219 117V116H218ZM238 117V116H237ZM236 117V118H237ZM254 117V116H253ZM74 118V117H73ZM137 118V117H136ZM135 117H134V120H137L138 121V119L139 118H137L136 119ZM145 118V117H144ZM148 118V117H147ZM183 118V117H182ZM190 118V117H189ZM213 118V117H212ZM212 118H210L209 117V119H210V121L212 120ZM223 118V117H222ZM236 118H234V119H236ZM151 119V118H150ZM201 119H202V116L200 117V122H201ZM206 119V118H205ZM252 119V118H251ZM263 119H262V121L261 122H263ZM29 120V119H28ZM130 121H131V119H129ZM134 120H132L134 123L136 122V121H134ZM140 120V119H139ZM165 120H167V119H165ZM187 120H188V118H187ZM194 120H196V119H194ZM218 120V119H217ZM216 120V121H217ZM243 120V119H242ZM256 119H254V121H255ZM260 120H258V121H260ZM152 122H153V120H151ZM173 121H174V118H173ZM183 121V120H182ZM191 121H193V120H191ZM235 121V124L236 125H238L236 122H237V120H234ZM257 121V122H258ZM172 122V121H171ZM175 122V121H174ZM177 122V121H176ZM179 122V121H178ZM187 122V121H186ZM247 122V121H246ZM250 122H252V120L250 121ZM257 122H252L251 124L250 123H248V124H250V125H255V126H257L258 124H261V122H259L258 124H257ZM238 123L240 124V122L238 121ZM256 123V124H255ZM264 123V122H263ZM160 124V123H159ZM172 124V123H171ZM197 125V124H196ZM242 125H243V123H242ZM242 125H239V126H242ZM244 125H245V123H244ZM8 126H9V124H8ZM162 126V125H161ZM262 126V125H261ZM7 127V126H6ZM10 127V128H11ZM50 127V126H49ZM124 129L125 130H127L126 128V126L124 125ZM179 127V126H178ZM183 127V126H182ZM195 128H196V126H194ZM194 127H192L191 128V130H189V131H192V129H195ZM250 127V126H249ZM252 127V126H251ZM2 128H4V129H2ZM28 128V127H27ZM149 127H147V129H148ZM171 128H173V127H171ZM190 128V127H189ZM188 128V129H189ZM245 128V127H244ZM256 128V127H255ZM142 129V128H141ZM140 129V130H141ZM150 129V128H149ZM178 129V128H177ZM181 128H179V130H180ZM220 129H222L221 127H220ZM229 129V128H228ZM234 129H237V128H234ZM250 129V128H249ZM47 130V129H46ZM128 130H129V128H128ZM168 130V129H167ZM93 131V130H92ZM142 131V130H141ZM177 131V130H176ZM181 131H182V129H181ZM189 131L187 130V132H188V134H189ZM194 131V130H193ZM192 131V132H193ZM234 131V130H233ZM48 132V131H47ZM143 132V131H142ZM141 132V133H142ZM146 132V131H145ZM144 132V133H145ZM178 132V131H177ZM183 132V131H182ZM192 132H190V133H192ZM194 132H196V130L194 131ZM206 133L208 132V131H205ZM2 133H4V132H1L0 134H2ZM51 131L50 132H48L47 134H43V136L45 137V139H47V138H50L52 135H51ZM149 133V132H148ZM184 133V132H183ZM183 133H181L180 135L181 136H183V137H185V135H183ZM234 133V132H233ZM245 133V132H244ZM6 134V133H5ZM31 134H32V132H31ZM179 134V133H178ZM185 134V133H184ZM49 135H51V136H49ZM190 135V134H189ZM232 135V134H231ZM245 135V134H244ZM23 136H25V135H23ZM29 136V135H28ZM177 137H179L178 135H176ZM175 136V137H176ZM180 136V137H181ZM246 136V138L247 139H251V140H253L254 142H255V144L256 143H258L259 142V140L260 139H263L264 140V127L262 128V130L260 131V132H257V131H253V132H250V133H248V134H246L245 135ZM17 137V136H16ZM22 137V136H21ZM207 136H205V138H206ZM232 137V138H231ZM42 138V137H41ZM146 138V137H145ZM152 138V137H151ZM187 138H191L190 136H188L187 135ZM221 138V137H220ZM219 138V139H220ZM240 140L238 137H235L234 135L233 136H230V140L233 142H236L237 140ZM174 139V138H173ZM183 139V138H182ZM212 139V138H211ZM219 139H217V141L219 140ZM223 139V138H222ZM227 138L225 137V140H226ZM233 139H235V140H233ZM48 140V139H47ZM176 140V139H175ZM181 140V139H180ZM183 140H185V139H183ZM187 140V139H186ZM221 140V139H220ZM224 140V141H225ZM262 140V143L264 142ZM167 141H169V143H171L170 142V140H167ZM172 141V140H171ZM179 140H176L175 142H173L172 141V143H175V144H178V143H180L181 141H179ZM189 141V140H188ZM213 141H216V137H215V140H212V143H213ZM165 142V141H164ZM178 142V143H177ZM183 142V141H182ZM211 142V141H210ZM229 142V141H228ZM261 142V141H260ZM185 143V142H184ZM205 143V142H204ZM163 144H165V143H163ZM182 144V143H181ZM208 144V143H207ZM209 144H211V143H209ZM214 144H215V142H214ZM240 144V143H239ZM238 144V145H239ZM253 145L252 143H251V145H252V148L256 151L257 150V148L258 147H256V145ZM5 145V144H4ZM169 145V144H168ZM168 145L166 144V146L168 147ZM173 145V144H172ZM184 147H185V145L184 144H182ZM181 145V146H182ZM199 145V144H198ZM225 145H227V144H225ZM230 143H229V147H230ZM241 145V144H240ZM251 145H250V147H251ZM258 145H260V143L258 144ZM159 146V145H158ZM163 146V145H162ZM165 146V147H166ZM202 146V145H201ZM235 146V144L233 145V147ZM245 146V145H244ZM244 146H242L241 148L243 149V147ZM254 146V147H253ZM111 147V146H110ZM152 147V146H151ZM150 147V148H151ZM190 148H191V146H189ZM188 147V148H189ZM194 147V146H193ZM222 147V146H221ZM226 147V146H225ZM228 147V148H229ZM231 147H232V145H231ZM245 147H247V145L245 146ZM244 147V148H245ZM263 147H264V143H263ZM3 148V147H2ZM112 148V147H111ZM186 148V147H185ZM211 148V147H210ZM251 148V149H252ZM262 147H261V145H260V148H259V150L258 151H260V150H262L261 151V153H259L258 151H256L257 153L256 154H260V156H258L259 157V159L258 160H260V157H261V154H262V152H263V150L264 149H261ZM178 149H180V147H178ZM177 149V150H178ZM214 150H215V148H213ZM221 149V148H220ZM224 148H222L221 149V151L223 150ZM237 148H235V150H236ZM242 149H240V150H242ZM130 150V149H129ZM138 150V149H137ZM146 150H148V149H146ZM183 150H184V148H183ZM193 150V149H192ZM211 150H212V148H211ZM210 150V151H211ZM225 150V149H224ZM228 150V151H227ZM229 150H231V149H227L226 148V152H229V154H230V152L232 151V150H234V149H232L231 151H229ZM239 150V151H240ZM244 151H240V153L241 154H243V152H246V153H248L247 151H248V149H243ZM247 150V151H246ZM141 151V150H140ZM143 151V150H142ZM191 151V150H190ZM219 151V150H218ZM236 151H238V149L236 150ZM236 151H233V153L234 152H236ZM238 151V152H239ZM250 151H253V150H250ZM107 152V151H106ZM130 152H132V151H130ZM139 152V151H138ZM188 152H189V150H188ZM193 152V151H192ZM212 152V151H211ZM174 153V152H173ZM198 153V152H197ZM213 153H214V151H213ZM220 153V152H219ZM239 153V154H240ZM246 153H244L243 154V156L246 154ZM253 153V155H254V152H252ZM251 152H250V154H248V157H249V155H251L252 154ZM34 154H36V153H34ZM116 154H117V152H116ZM115 154V155H116ZM136 154V153H135ZM207 154V153H206ZM215 154V153H214ZM237 154V155H236ZM235 155H230L229 157L227 156L226 158H230L229 160H233L234 162H235V160H236V162L238 161V157L240 156L238 153H236ZM17 155V154H16ZM44 155V154H43ZM123 155V154H122ZM133 155V154H132ZM191 155V154H190ZM213 155V154H212ZM239 155V156H238ZM262 155H264V154H262ZM91 156V155H90ZM89 156V157H90ZM192 156H194V155H192ZM204 156V155H203ZM206 157L208 156H210V155H205ZM205 156H204V158H205ZM214 156V155H213ZM220 156V155H219ZM236 156H238L237 157V159H235L234 157H236ZM242 156V157H243ZM92 157V156H91ZM90 157V158H91ZM208 157L207 158H205V159H207L208 160ZM245 157H247V156H245ZM38 158V157H37ZM119 158V157H118ZM123 158V157H122ZM121 158V159H122ZM153 158V157H152ZM185 158V157H184ZM202 158V157H201ZM214 159H215V157H213ZM222 158V157H221ZM225 158V161L227 160ZM235 160H234V159ZM262 158V157H261ZM264 158V157H263ZM179 159H181V158H179ZM183 159V158H182ZM193 159H194V157H193ZM203 159V158H202ZM214 159H211L210 158V160H214ZM35 160V159H34ZM90 160V159H89ZM88 160V161H89ZM102 160V159H101ZM109 160V159H108ZM158 160V159H157ZM160 160V159H159ZM162 160V159H161ZM187 160H189L188 158H187ZM229 160H227V161H229ZM249 160V158L247 159V161ZM258 160H256V164H257V161ZM263 159H261V161H262ZM47 161V160H46ZM91 161V160H90ZM163 161V160H162ZM179 161V160H178ZM190 161L192 162V164H193V162H195V160H191L190 159ZM189 161V162H190ZM200 161V160H199ZM209 161V160H208ZM224 161V160H223ZM241 161V160H240ZM239 161V162H240ZM252 162H254L255 163V160H251ZM261 161H258V164H259V162H261ZM37 162V161H36ZM35 162V163H36ZM72 162V161H71ZM100 162V161H99ZM102 162V161H101ZM142 162H143V160H142ZM141 162V163H142ZM155 162V161H154ZM201 162V161H200ZM205 161H203V163H204ZM209 162H211V161H209ZM70 163V162H69ZM68 163V164H69ZM88 164H89V162H87ZM91 163V162H90ZM103 163H104V160H103ZM115 163H117V162H115ZM124 163V162H123ZM156 163V162H155ZM159 163V162H158ZM169 163V162H168ZM171 163V162H170ZM197 163V162H196ZM196 163H194V164H196ZM208 163V162H207ZM261 163H263V162H261ZM85 164V163H84ZM93 164H94V162H93ZM102 164V163H101ZM124 164H126V163H124ZM154 164V163H153ZM178 164V163H177ZM192 164H190V165H188V166H190L191 167V165ZM198 164L199 165H201V163H199L198 162ZM197 164V165H198ZM242 164V163H241ZM249 164V163H248ZM255 164V165H256ZM86 165V164H85ZM108 165V164H107ZM117 165H118V163H117ZM166 165H167V163H166ZM170 165H172V167H173V164H170ZM169 165V167H171ZM183 165H185V167H187L186 166V164L184 163ZM261 164H259V166H260ZM39 166V165H38ZM37 166V167H38ZM44 166V165H43ZM68 166V165H67ZM95 166V165H94ZM111 166V165H110ZM113 166V165H112ZM174 166H175V164H174ZM178 166V165H177ZM179 166H182V165H179ZM178 166V168H180ZM196 166V165H195ZM203 166V165H202ZM225 166V165H224ZM242 166V165H241ZM258 166V165H257ZM259 166H258V168H259ZM262 166V167H261ZM260 167L262 168V170H261V168L260 169H258L259 171H260V173H256V170H255V173L256 174H260L257 178L258 179H260L259 177H261L262 176V182L260 181H256V182H259V183H261L260 185H262V187L263 188H261L262 189V192H261V189L259 188V190H260V192H259V195H260V197H257L258 198V202H255L254 203V201H257V200H255L256 198V196L255 195H257L256 194V191L258 192V190H255V194H253V192L254 191H251V189H250V192H252V194H248V193H250V192H248L246 195H247V198L249 199V204L251 205V206H253L254 207V205H255V207H256V205H257V207H256V209H255V207L252 209V210H256L254 213L252 212V210L251 209H249V208H251L250 207V205L248 204V202L246 203V202H244L245 204H248V205H243V206H245V207H242L243 209H244V212H245V210H246V207L248 206V208H247V210H246V214H245V216H243V220L245 219V222H240V223H243L242 225V229L244 230V233H242V236H243V238H242V236H241V234L239 235V236H237V237H241V238H239V240L240 239H242L241 240V242H240V244H239V240H238V238H237V240H238V247H236L237 245H235L233 248H235L236 247V251L238 250L239 251V255L237 256V255H235L236 254V251H234L233 250V252H235V254H233L232 252H230L231 254H227L228 253V251H227V259H225L226 257H224L223 259L226 261V262H224V264H241V263H243V261H244V258L245 259H247V255L249 254V255H252L251 253L253 252V254H255L254 253V251H253V248L255 247L256 248V246L258 245H262V244H264V163H263V165H261ZM86 167H88V165L86 166ZM101 167V166H100ZM148 167V166H147ZM167 167V166H166ZM171 167V168H172ZM193 167H194V165H193ZM0 168H1V165H0ZM64 168V167H63ZM82 168V167H81ZM80 168V169H81ZM104 168H105V165H104ZM104 168H102V169H104ZM149 168V167H148ZM157 168V167H156ZM177 168V167H176ZM195 168V167H194ZM203 168H205V166L203 167ZM212 168V167H211ZM222 168H224L223 166H222ZM66 169H68V167H66ZM79 169V170H80ZM114 169V168H113ZM160 169V168H159ZM175 169V168H174ZM190 169H192V168H189V170ZM201 168H199L198 170H200ZM207 169V170H206ZM218 169V168H217ZM5 170V169H4ZM3 169H1V172L3 171L4 172V174H6V172L4 171ZM60 170H61V168H60ZM71 170H72V172H77V170L75 169V171H73V169H70V171H69V173L71 172ZM87 170V169H86ZM95 170V169H94ZM100 170V169H99ZM106 170V169H105ZM164 170V169H163ZM167 170V169H166ZM173 170V169H172ZM186 170V169H185ZM185 170H183V171H185ZM194 170H197V169H194ZM197 170V171H198ZM205 170L206 171H209L208 170V168H205ZM213 170V169H212ZM215 170V169H214ZM47 171V170H46ZM56 171V170H55ZM58 171V170H57ZM56 171V172H57ZM82 171V170H81ZM92 171V170H91ZM153 171V170H152ZM168 171V170H167ZM180 171H182V169L180 170ZM197 171H195V172H197ZM201 171V170H200ZM259 171H257V172H259ZM261 171H262V175H261ZM9 172V171H8ZM54 172V171H53ZM63 172V171H62ZM79 172V171H78ZM85 172V171H84ZM94 172V171H93ZM92 172V173H93ZM96 172V171H95ZM100 173H101V171H99ZM115 172V171H114ZM120 172V171H119ZM123 172V171H122ZM142 172V171H141ZM191 172V171H190ZM192 172L194 173V171H193V169H192ZM210 172H212L211 170H210ZM209 172V173H210ZM214 172H216V171H214ZM59 173H61V171L59 172ZM66 173V172H65ZM86 173V172H85ZM104 173V172H103ZM106 173V172H105ZM110 173V172H109ZM163 173V172H162ZM170 173V172H169ZM193 173H189V174H193ZM208 172H206V173H196L197 174V176H196V174H194V176L196 177V179L197 178H199V183H198V188L200 187V189H201V191H200V189L198 190V188H196V186H194L195 188H196V190H197V192H196V190H194V189H192L193 187H191V189L192 190H194V192L193 193H195V194H201L202 195V193L204 194L203 195V197L205 198V200H204V202H206V203H204L205 205H204V207H202V208H200V207H195L196 205H199V204H197V202L199 203V201H197L196 203H195V201H196V199L198 198H196V196L195 197H191L190 195H193V194H190L189 195V190L187 191V189L189 188V186L188 185H191V184H185L184 183V181H186V180H184V181H181L182 183H184L182 186H183V189L181 188V185H179V183H181L180 182V180L179 179H177L179 176H181L180 175V173H179V176H175L176 177V179L177 180H179V183L177 184L178 185V187L180 186V188L182 189H180L179 191H177V189L178 188H176V191H177V193H179L178 194V196L177 197H179L180 199H178L177 197L175 198V199H177L178 201L177 202H179V203H177L176 202V200H175V202L177 203H174V198H173V196H171V195H174V193H171V195H170V197H169V199H168V202H167V204H166V206L167 207H164V206H159L158 204H156L157 206H159L160 207V209H162V210H160L159 209V211L157 212V217L159 218V224L157 225H154L153 223H151V224H153L152 225V228H151V226H149V228H151V230H147L145 227V229L149 232V234H147L146 236H148L147 238L148 239H150V240H148L147 239V241H149L150 243L148 244V242H146V240H141L142 241V244H141V242L139 243V245H136V243L135 244H131V245H129V246H131V247H129V249L127 250V252L125 253V254H123V256H125V258L124 259H122L121 261H119V259H117V257H116V259H114L115 257L114 256H111V258H113V260H114V262H115V264H120L123 260H125V262L123 263L122 262V264H149V263H153V262H155L154 264H181L180 262V260H183V258H184V256H183V254H182V256H183V258L181 257V255H179V252L181 251V253L183 252V250L185 251V249H186V247L187 246H189V244H191V245H193V243H189L188 245L187 244H185L184 242H182L181 241V238H182V236H185L186 237V233H185V231H184V235H183V233L182 234H180V235H182L181 237L178 235V233H180V231L181 232H183L182 231V227L181 226H183L184 228H185V226L187 225L188 227H190V225L193 223H195V222H199L198 224H200L199 226L201 227V229L200 230H202V229H204V231H206L205 230V228H206V225H208V224H206V223H209V221L208 222H206L207 220H208V217H209V215L211 214V208L213 207H215V209H213L212 208V210H216V206L218 205H216V204H214V202H218V200L219 199H217L218 198V194H221V192H223V191H221V192H219L220 190H215V187L218 185V180H217V184H216V179H217V177H215L216 179H213L214 177H212V176H210V174H209ZM3 174V175H4ZM20 174V173H19ZM41 174V173H40ZM57 174V173H56ZM82 174V173H81ZM89 174V173H88ZM91 174V173H90ZM98 175H99V173H97ZM96 173H95V175H97ZM112 174V173H111ZM114 174V173H113ZM160 174V173H159ZM158 174V175H159ZM165 174V173H164ZM166 174L168 175V173L166 172ZM171 174V173H170ZM173 174H175V173H173L172 172V175ZM184 174H186V176L188 175L187 173H185L184 172ZM212 174H213V172H212ZM218 174V173H217ZM256 174L254 175V176H256ZM13 177H12V176ZM37 175V174H36ZM63 175H64V173H63ZM135 175H137V174H135ZM215 175H216V173H215ZM47 176V175H46ZM45 176V177H46ZM66 176V175H65ZM78 176H81L80 174H78ZM101 176V175H100ZM103 176V175H102ZM101 176V177H102ZM104 176H105V174H104ZM127 176V175H126ZM125 176V177H126ZM140 176V175H139ZM164 176V175H163ZM166 176V175H165ZM185 176V177H186ZM192 175H190V177H191ZM193 176V177H194ZM214 176V175H213ZM236 176V175H235ZM72 177V176H71ZM90 177H91V175H90ZM89 177V178H90ZM93 177H94V175H93ZM100 177V178H101ZM122 177V176H121ZM173 177V176H172ZM193 177H192V179H193ZM195 177H194V179H195ZM249 177V176H248ZM2 178V177H1ZM11 179V178H14V175L13 174H10V172H9V174H8V176H7V181H8V179ZM61 178V177H60ZM63 178V177H62ZM73 178H74V176H73ZM81 178H82V176H81ZM87 178V176L85 177V179H87L88 180V182H90V179L92 180V178ZM127 178V177H126ZM132 178V177H131ZM152 178V177H151ZM156 178H157V176H156ZM168 178H169V176H168ZM181 178V177H180ZM189 178V177H188ZM187 178V179H188ZM257 178H255V179H257ZM56 179V178H55ZM70 179V178H69ZM75 179H78V178H76L75 177ZM95 179V178H94ZM96 179H99V178H97V176H96ZM124 179V178H123ZM161 179H162V175H161ZM160 179V180H161ZM164 179H165V177H164ZM163 179V180H164ZM231 179V178H230ZM4 180V179H3ZM24 180H25V177H24ZM59 180V179H58ZM58 180H57V182H58ZM67 180V179H66ZM73 180V179H72ZM82 180V179H81ZM102 180H103V178H102ZM119 180V179H118ZM159 180V179H158ZM171 180V179H170ZM190 180V179H189ZM249 180H251V178L250 179H248V182H249ZM2 181V180H1ZM6 181V182H7ZM18 181V180H17ZM43 181V180H42ZM64 181V180H63ZM62 180H61V183L63 182ZM68 181V180H67ZM94 181V180H93ZM109 181V180H108ZM148 181V180H147ZM165 181V180H164ZM176 181V180H175ZM188 181V180H187ZM187 181H186V183H187ZM222 181V180H221ZM253 181H255V180H253ZM20 182V181H19ZM18 182V183H19ZM30 181H28V183H29ZM73 182H75L74 180H73ZM83 182V181H82ZM81 182V183H82ZM85 182V181H84ZM87 182V183H88ZM96 182V181H95ZM101 183H102V181H100ZM119 182V181H118ZM240 183H241V181H239ZM15 183H16V181H15ZM49 183V182H48ZM51 183V182H50ZM55 183V182H54ZM54 183H53V185H54ZM77 183V182H76ZM76 183H73L74 185L76 184ZM79 183V182H78ZM100 183V184H101ZM150 183H151V181H150ZM165 183V182H164ZM171 183V182H170ZM181 183V184H182ZM189 183V182H188ZM253 183V182H252ZM67 184V183H66ZM71 185H72V182L70 183ZM80 184V183H79ZM79 184H78V186H79ZM85 184H86V182H85ZM99 184V183H98ZM99 184V185H100ZM112 184V183H111ZM110 184V185H111ZM116 184V183H115ZM146 184H147V182H146ZM173 184H174V182H173ZM172 184V187L174 186ZM176 184V183H175ZM197 183H196V181H195V185H196ZM254 184V183H253ZM16 185V184H15ZM26 185H27V182H26ZM36 185V184H35ZM70 185V186H71ZM77 185V184H76ZM81 185V184H80ZM84 185V184H83ZM102 185V184H101ZM122 185V184H121ZM127 185V184H126ZM131 185H133V183L131 184ZM150 185V184H149ZM159 185V184H158ZM170 185V184H169ZM177 185H175L174 186V190H175V187L177 186ZM188 186V187H186V186ZM193 185V184H192ZM242 185V184H241ZM254 185H257V183H255ZM259 185V186H260ZM48 186V185H47ZM68 186V185H67ZM69 186V187H70ZM73 186V185H72ZM93 186V185H92ZM117 186V185H116ZM139 186V185H138ZM163 186V185H162ZM166 186H168V183H166ZM224 186V185H223ZM226 186V185H225ZM245 186V185H244ZM20 187H22V186H20ZM33 187H35V186H33ZM50 187H51V185H50ZM64 187H65V185H64ZM119 187H120V189H121V186H120V184H119ZM171 187V188H172ZM243 187V186H242ZM246 187V186H245ZM251 188L253 187V186H250ZM256 187V188H257ZM36 188V187H35ZM60 188V187H59ZM73 188V187H72ZM81 188H82V186H81ZM84 188V187H83ZM97 188V187H96ZM127 188V187H126ZM149 188V187H148ZM162 188V187H161ZM169 188V187H168ZM184 188L186 189V191L184 190ZM218 188H220L219 186H218ZM239 188V187H238ZM237 188V189H238ZM247 188V187H246ZM254 189H255V187H253ZM257 188V189H258ZM64 188H62V190H63ZM114 189V188H113ZM166 189H167V187H166ZM190 189V188H189ZM217 189V188H216ZM245 189V188H244ZM34 190V189H33ZM54 190V189H53ZM52 190V191H53ZM61 190V191H62ZM103 190V189H102ZM119 190V189H118ZM141 190V189H140ZM147 190H149V189H147ZM165 190V189H164ZM217 191V198H216V196H215V198H216V200L217 201H214V198L211 196V195H213V193H214V191ZM253 190V189H252ZM50 191V190H49ZM73 191H74V189H73ZM72 191V192H73ZM78 191H80V190H78ZM109 191V190H108ZM129 191V190H128ZM131 191H132V189H131ZM155 191V190H154ZM182 191V192H181ZM198 191H200V192H202V193H199ZM246 191V190H245ZM70 192V191H69ZM86 192V191H85ZM110 192V191H109ZM120 192V191H119ZM136 192V191H135ZM143 192V191H142ZM149 192V191H148ZM159 192V191H158ZM173 192V191H172ZM175 192V191H174ZM213 192V193H212ZM34 193V192H33ZM49 193V192H48ZM63 193V192H62ZM139 193V192H138ZM176 193V192H175ZM177 193L175 194V195H177ZM190 193H191V191H190ZM216 193V192H215ZM60 194V193H59ZM65 194V193H64ZM68 194V193H67ZM72 194H74V193H72ZM79 194V193H78ZM98 194H99V192H98ZM127 194V193H126ZM143 194V193H142ZM148 194V193H147ZM154 194V193H153ZM43 195H44V193H43ZM76 195V194H75ZM114 195V194H113ZM120 195V194H119ZM125 195V194H124ZM157 195V194H156ZM158 195H160V194H158ZM165 195V194H164ZM174 195V196H175ZM187 195H189L190 196V199H188V196ZM197 195V196H198ZM200 195V196H201ZM224 195V194H223ZM223 195H221V197L220 198H223L222 196ZM229 195V194H228ZM249 195H251L252 196V198H253V203H254V205H253V203L252 202H250L252 199H250V197H248ZM254 195V196H253ZM39 196H40V194H39ZM38 196V197H39ZM46 196V195H45ZM58 196V195H57ZM60 196H61V194H60ZM72 196H74V195H72ZM128 196V195H127ZM126 196V197H127ZM187 196V197H186ZM258 196V195H257ZM42 197V196H41ZM104 197V196H103ZM108 197V196H107ZM145 197V196H144ZM167 197V196H166ZM202 197V198H203ZM226 197V196H225ZM232 197V196H231ZM246 197V196H245ZM48 198H49V196H48ZM54 198V197H53ZM75 198V197H74ZM120 198V197H119ZM194 198H196L195 200H194V203L196 204H194V203H191L190 202V200H192V199H194ZM213 198V199H212ZM227 198V197H226ZM25 199V198H24ZM43 199V198H42ZM55 199V198H54ZM59 199H60V197H59ZM62 199V198H61ZM76 199V198H75ZM88 199V198H87ZM91 199V198H90ZM143 199V198H142ZM157 199H158V196H157ZM156 199V200H157ZM183 199H185L184 200V204L183 205H187V206H189L190 207V209L187 211L186 210V208H187V206H184L183 207V205H182V208L186 211H184L180 206V204L183 202ZM186 199L188 200L187 201V204H185L186 203ZM247 199V200H248ZM40 200V199H39ZM56 200V199H55ZM68 200V199H67ZM73 200V199H72ZM77 200H78V197H77ZM105 200H107V199H105ZM123 200V199H122ZM125 200V199H124ZM124 200H123V202H124ZM127 200V199H126ZM200 200V199H199ZM221 200V199H220ZM246 200V198L243 200V201H245ZM58 201V200H57ZM63 201H65V200H63ZM70 202H71V200H69ZM96 201V200H95ZM113 201V200H112ZM130 201V200H129ZM140 201V200H139ZM144 201H145V199H144ZM143 201V202H144ZM154 201H155V199H154ZM182 201V202H181ZM230 201V200H229ZM14 202V201H13ZM52 202H53V200H52ZM69 202V203H70ZM75 202V201H74ZM79 202V201H78ZM108 202V201H107ZM109 202H110V200H109ZM108 202V203H109ZM122 202V203H123ZM181 202V203H180ZM193 202V201H192ZM201 202V201H200ZM220 202V201H219ZM66 203H67V201H66ZM72 203V202H71ZM89 203V202H88ZM98 203V202H97ZM112 203V202H111ZM113 203H115V202H113ZM113 203H112V206H113ZM118 203V202H117ZM125 203V202H124ZM147 203V202H146ZM157 203H158V200H157ZM160 203V202H159ZM203 203H202V205H200V206H203ZM229 203V202H228ZM257 203V204H256ZM60 204V203H59ZM92 204V203H91ZM104 204V203H103ZM107 204V203H106ZM120 204V203H119ZM127 204H129L128 202H127ZM135 204V203H134ZM148 205H149V203H147ZM153 204V203H152ZM151 204V205H152ZM161 204H162V202H161ZM164 204V203H163ZM192 204H194V205H192ZM214 204V205H213ZM231 204V203H230ZM236 204V203H235ZM12 205V204H11ZM17 205V204H16ZM69 205V204H68ZM110 205V204H109ZM140 205V204H139ZM177 205H179V207L177 206ZM191 205H192V207H191ZM221 205V204H220ZM237 205V204H236ZM89 206V205H88ZM108 206V205H107ZM125 206V205H124ZM123 206V207H124ZM127 206V205H126ZM129 206V205H128ZM130 206H131V204H130ZM129 206V207H130ZM144 206V205H143ZM146 206V205H145ZM170 206V207H169ZM45 207V206H44ZM114 207H115V205H114ZM132 207V206H131ZM133 207H134V205H133ZM158 207V208H159ZM236 207V206H235ZM7 208V207H6ZM46 208V207H45ZM54 208V207H53ZM93 208V207H92ZM135 208V207H134ZM134 208H128L129 209V212L131 213V215H133V216H135L136 218H137V220H140L141 221V219H139V216H138V212L134 209ZM137 208H138V206H137ZM155 208H157L156 206H155ZM158 208H157V210H158ZM183 210H181V209ZM241 208V209H242ZM258 208V209H257ZM9 209H10V207H9ZM11 209H12V207H11ZM10 209V210H11ZM39 209V208H38ZM81 209V208H80ZM109 209H111V208H109ZM108 209V210H109ZM117 209V208H116ZM123 209V208H122ZM139 209H140V207H139ZM139 209H138V211H139ZM148 209V208H147ZM151 209V208H150ZM154 209V208H153ZM236 209V208H235ZM240 209V210H241ZM251 210L250 211V214H247L248 212H249V210ZM94 210H96V209H94ZM107 210V211H108ZM143 210V209H142ZM223 210V209H222ZM225 210V209H224ZM239 210V211H240ZM53 211V210H52ZM56 211V210H55ZM64 211V210H63ZM97 211V210H96ZM118 210H116V212H117ZM123 211H125L126 212V210H123ZM123 211H121V212H123ZM152 211V210H151ZM218 211V210H217ZM220 211V210H219ZM218 211V212H219ZM229 211H230V209H229ZM234 212L232 213V215H234L235 214V211L236 210H233ZM239 211H238V213H239ZM65 212H66V208H65ZM99 212H100V209H99ZM98 212V213H99ZM109 212V211H108ZM110 212H113V210L111 211L110 210ZM110 212H109V215H111L110 214ZM141 212V211H140ZM156 212V211H155ZM155 212H153V213H155ZM13 214H14V212H12ZM49 213H51V212H49ZM75 213V212H74ZM96 213V212H95ZM101 213V212H100ZM99 213V214H100ZM106 213V212H105ZM129 213V214H130ZM149 213V212H148ZM231 213V212H230ZM237 213V214H238ZM41 214V213H40ZM48 214V213H47ZM53 214V213H52ZM120 214V216L122 215L121 213H119ZM129 214H127V212H126V215L128 216ZM146 214V213H145ZM151 214V213H150ZM213 214V213H212ZM240 215H242V213H239ZM14 215H16V214H14ZM44 215V214H43ZM97 215V214H96ZM100 215H102V213L100 214ZM108 215V216H109ZM114 215V214H113ZM125 215V214H124ZM131 215H129V217H131ZM141 215V214H140ZM153 215V214H152ZM208 215V216H207ZM231 215V214H230ZM231 215V217H233ZM240 215H238L239 217H241V219H242V216H240ZM50 216V215H49ZM52 216V215H51ZM70 216V215H69ZM141 216H143V215H141ZM145 216V215H144ZM143 216V217H144ZM149 216V215H148ZM180 216H182L183 218H184V220H182L181 218H180V220H181V222H184L183 224H180L181 226H180V228L181 229H179V228H173V225H174V222L175 221H177V218H179ZM211 216H214V215H211ZM210 216V217H211ZM15 217V216H14ZM53 217V216H52ZM55 217V216H54ZM87 217V216H86ZM94 217V216H93ZM98 217H99V215H98ZM102 217V216H101ZM112 217V216H111ZM117 218H118V216H116ZM115 217V218H116ZM123 217V216H122ZM128 217V218H129ZM146 217V216H145ZM150 217V216H149ZM223 217V216H222ZM245 217V218H244ZM11 217H9V211H7V209H3V208H0V242L2 241V240H4L5 239V236L6 235H8V234H6L7 232H10V231H12V233L15 231V233L17 234V229H16V226L13 224V222L11 221V219H10ZM65 218H66V216H65ZM106 218V217H105ZM108 218V217H107ZM107 218H106V220H107ZM113 218L114 217H112V219L111 220H113ZM125 218V217H124ZM123 218V219H124ZM127 218V217H126ZM131 218H133V217H131ZM147 218V217H146ZM214 218V219H213ZM16 219V218H15ZM43 219V218H42ZM44 219H46V218H44ZM90 219V218H89ZM96 219V218H95ZM98 219V218H97ZM110 219V218H109ZM135 219V218H134ZM148 219V218H147ZM151 219H153L152 217H151ZM206 219V220H205ZM212 219L213 220H215V222H216V216L215 217H212ZM210 220V222L212 223V221L213 220ZM231 220V218L229 219V216H226V220ZM234 219H236L237 220V218H235V216H234V218L232 219L233 220V222H234ZM49 220V219H48ZM50 220H51V218H50ZM63 220V219H62ZM125 220V219H124ZM124 220H121L120 219V217H119V221H124ZM127 220V219H126ZM136 220V221H137ZM143 220V219H142ZM153 220H155V219H153ZM160 220H161V222H160ZM179 220V219H178ZM226 220H224V221H226ZM231 220V221H232ZM239 220V219H238ZM70 221V220H69ZM92 221H93V219H92ZM110 221V220H109ZM114 221V222H113ZM112 222L113 223H115V221H116V219H114ZM128 221V220H127ZM126 221V222H127ZM134 221V220H133ZM132 221V222H133ZM135 221V222H136ZM139 221V222H140ZM150 221V220H149ZM201 221H205V223L203 224ZM230 221V222H231ZM241 221V220H240ZM42 222V221H41ZM44 222V221H43ZM50 222V221H49ZM98 222H102V221H98ZM108 221H106V223H107ZM155 222V221H154ZM179 222V221H178ZM178 222H175V223H178ZM215 222H214V224H215ZM236 222V221H235ZM234 222V223H235ZM47 223V222H46ZM45 223V224H46ZM95 223V222H94ZM110 223V222H109ZM119 223V222H118ZM118 223H115V224H117L118 226H119V228H120V225L118 224ZM122 223V222H121ZM120 223V224H121ZM124 223V222H123ZM134 223V222H133ZM202 223V224H201ZM211 223H209V227H207L206 229H208V228H210V226L212 227V225H213V223L211 224ZM227 223V222H226ZM225 223V224H226ZM228 223H229V221H228ZM239 223V224H240ZM44 224V223H43ZM50 224V223H49ZM99 224V223H98ZM101 224H103V223H101ZM127 224H129V222L127 223ZM131 224V223H130ZM138 224V223H137ZM144 224V223H143ZM150 224V225H151ZM188 224H190V225H188ZM196 225H197V223H195ZM194 224V225H195ZM211 224V225H210ZM224 224V225H225ZM236 224V223H235ZM96 224H94L93 226H95ZM108 225H110V224H108ZM116 225V226H117ZM126 225V224H125ZM175 225H177V224H175ZM185 225V226H184ZM216 225V224H215ZM214 225V226H215ZM226 225H228V224H226ZM38 227H39V225H37ZM45 226V225H44ZM49 226V225H48ZM47 226V227H48ZM64 226V225H63ZM90 226V225H89ZM103 226H105V225H103ZM110 226H113V227H111V228H113L112 230L113 231H115L116 229H117V232L120 234V229H119V231H118V226L117 227H115L114 228V225H110ZM132 226V225H131ZM136 226V225H135ZM145 226V225H144ZM192 226V225H191ZM198 226V225H197ZM197 226H195V228L197 227ZM198 226V227H199ZM205 227V228H202V227ZM237 226H238V223H237ZM239 226H241V224L239 225ZM42 227H43V225H42ZM46 227V228H47ZM49 227H51V225L49 226ZM53 227V226H52ZM57 227V226H56ZM133 227V226H132ZM137 227H139V226H137ZM177 227H179V226H177ZM188 227H187V229H188ZM231 227H233L234 228V226L231 224ZM37 227H35V229H36ZM69 229H66V231L64 232V234L65 235H67V237H70V238H72L71 236L73 235V234H75L76 233V229L75 228H72V227H68ZM87 228V227H86ZM92 228V227H91ZM95 229H96V227H94ZM98 228V227H97ZM108 228H109V226H108ZM122 228V227H121ZM148 228V229H149ZM225 228V227H224ZM232 228V229H233ZM240 227H238V229H239ZM81 229V228H80ZM99 229V228H98ZM100 229H101V227H100ZM139 229H140V227H139ZM143 229V228H142ZM190 229V228H189ZM189 229H188V231H189ZM197 230H198V228H196ZM226 229H227V227H226ZM230 229V228H229ZM38 230V229H37ZM40 230V229H39ZM47 230V229H46ZM46 230H44V232L46 231ZM60 230V229H59ZM109 230H110V232H111V229L109 228ZM124 230V229H123ZM138 230V229H137ZM173 230L175 231V230H180V231H176V232H173ZM212 230V229H211ZM211 230H209L208 229V231H206V233H208L209 231H211ZM215 230V229H214ZM239 230H241V229H239ZM43 231V230H42ZM88 231H89V229H88ZM134 231H136V230H134ZM187 231V230H186ZM188 231H187V233H188ZM192 231H195V230H192ZM213 231V230H212ZM218 231V230H217ZM216 231V232H217ZM227 231V230H226ZM48 232H49V229H48ZM50 232H51V234H52V229L50 228ZM80 232V231H79ZM98 232V231H97ZM109 232V233H110ZM116 232V233H117ZM140 232V231H139ZM196 232V231H195ZM198 232V231H197ZM196 232V233H197ZM199 232H201V231H199ZM220 232V231H219ZM228 232H230V230H228ZM15 233L13 234V235H15ZM38 233V232H37ZM40 233H43V232H40ZM83 233V232H82ZM112 233V232H111ZM111 233H110V235H111ZM114 233V232H113ZM113 233H112V235H113ZM132 233V232H131ZM142 233V232H141ZM144 233V232H143ZM47 234V233H46ZM41 234V235H44V238H46L48 235V237H49V240L51 239V237H52V235L51 234ZM59 234H60V231H59ZM63 234V233H62ZM87 234V233H86ZM107 234V233H106ZM115 234V233H114ZM118 234V235H119ZM122 234V233H121ZM199 234V233H198ZM32 235V234H31ZM40 235V236H41ZM46 235V236H45ZM109 234H107V236H108ZM128 235V234H127ZM205 236H206V234H204ZM203 235V236H204ZM36 236H37V234H36ZM38 236H39V234H38ZM38 236L36 237V238H33L34 236L32 235V238H30V239H28V240H25V242H23V241H21V240H19V247L17 248V249H13V251L11 252V251H9V250H4L3 252H1L0 253V262L1 263H3V262H7L9 259H14V258H12L14 255H20V254H22V255H26V256H28V253H31L32 254V256H35L37 259L39 258L38 256H39V254L37 255L36 253H39V251H41L42 252V250L39 248L42 244H45V240L47 239H44V241H42L43 239L41 238V239H39L38 238ZM114 236V235H113ZM116 236H117V234H116ZM130 236V235H129ZM146 236H145V238H146ZM188 236V235H187ZM42 237V236H41ZM56 237V236H55ZM64 237V236H63ZM62 237V238H63ZM119 237H121V236H119ZM117 238L116 239V241L118 240V243H116V241H114V243H116V244H118L117 245V247L118 248H116L117 250H119L120 248H119V245H124L125 243L123 242V236H122V243L121 244H119V239H121V238ZM128 237V236H127ZM213 237H215V236H213ZM217 237V236H216ZM108 238H109V236H108ZM113 238H115V236L113 237ZM126 238V237H125ZM131 238H132V236H131ZM142 238H143V236H142ZM232 238V237H231ZM69 239V238H68ZM111 239V240H110ZM137 239H139V238H137ZM183 239V238H182ZM191 239V238H190ZM228 239V238H227ZM49 240H47L46 242H48ZM55 240H57V239H55ZM63 240V239H62ZM108 240H110V241H108V243H113L112 242V240H115V239H112V236H110V238L108 239ZM129 240V239H128ZM128 240H126V242H130V240L128 241ZM214 240H215V238H214ZM236 239H234L232 242H231V244H229V245H231V247H232V244H233V242L235 241ZM54 241V240H53ZM58 241V240H57ZM68 241V240H67ZM120 241V242H121ZM143 241H145V242H143ZM193 241V240H192ZM198 241V240H197ZM206 241V240H205ZM212 240H210V242H211ZM23 242V243H22ZM63 242H64V240H63ZM187 242H189V241H187ZM190 242H191V240H190ZM194 243H195V245H197V246H200L198 243L196 244V241H193ZM203 241H200V244L202 243ZM65 243H67V242H65ZM74 243V242H73ZM114 243H113V245H114ZM131 243V242H130ZM183 243L185 244V246L186 247H183L184 245H183ZM47 244V243H46ZM152 244V245H151ZM182 244V247L183 248H185V249H183L182 250V248L181 247H179L180 245ZM205 244H207V243H205ZM220 244V243H219ZM72 245V244H71ZM103 245H105V244H103ZM136 245V246H135ZM148 245H151V247L149 246L148 247ZM190 245V246H191ZM195 245H193V248H194V246ZM204 244L202 243L201 244V246H203ZM55 247L57 246L56 244L54 245ZM106 246H108L107 244H106ZM109 246H111V248H109V249H111L112 250V245H110L109 244ZM115 246V245H114ZM208 246H210V245H208ZM258 246H257V251H258V249H259V251H260V249H262V248H258ZM51 247V246H50ZM65 247V246H64ZM83 247V246H82ZM85 247V246H84ZM101 247H102V245H101ZM101 247H99L100 249H101ZM196 247V246H195ZM206 247H207V245H206ZM230 247V248H231ZM263 248H264V245L262 246ZM46 248V247H45ZM49 248V247H48ZM47 248V249H48ZM58 247H56L55 249H57ZM62 248V247H61ZM114 248V247H113ZM123 248V247H122ZM143 248V249H142ZM151 249L150 251H149V249ZM181 248V249H180ZM187 248H189V247H187ZM197 248L198 247H196V248H194V249H196L197 250ZM226 248V247H225ZM103 249L105 250V248L103 247ZM103 249H101V250H103ZM108 249V247H107V250H109ZM124 249V248H123ZM140 249H142V251L140 250ZM200 249V248H199ZM202 249H204L203 247H202ZM207 249V248H206ZM37 250H38V252H37ZM92 250V249H91ZM114 250V249H113ZM137 250H139V251H137ZM180 250V251H179ZM187 250V249H186ZM189 250V249H188ZM225 250H227V249H225ZM43 251H44V249H43ZM55 251V250H54ZM62 251V250H61ZM74 251V250H73ZM77 251V250H76ZM87 251V250H86ZM96 251H97V249H96ZM148 251V252H147ZM191 250H189V252H190ZM207 251V250H206ZM252 251V252H251ZM257 251H256V253H257ZM67 252V251H66ZM78 252V251H77ZM81 252V251H80ZM93 252V251H92ZM102 252V251H101ZM100 252V253H101ZM105 252V251H104ZM111 252V251H110ZM123 252V251H122ZM125 252V251H124ZM140 252V253H139ZM142 252V253H141ZM149 252H151V254L149 253ZM196 252H199V251H196ZM195 252V253H196ZM250 252V253H249ZM55 253H56V251H55ZM59 253V252H58ZM57 253V254H58ZM61 253V252H60ZM59 253V254H60ZM71 253V252H70ZM90 253V252H89ZM95 253V252H94ZM103 253V252H102ZM107 253V252H106ZM115 253V252H114ZM120 253V252H119ZM118 253V254H119ZM139 253V254H138ZM178 253V254H177ZM180 253V254H181ZM183 253H185V254H187V252L185 251V252H183ZM203 252H201L200 253V255L202 254ZM207 253V252H206ZM208 253H210V251L208 252ZM214 253V252H213ZM216 253V252H215ZM224 254H225V252H223ZM261 253L262 254H264V252H263V249L261 250ZM30 254V255H31ZM54 254V253H53ZM56 254V255H57ZM66 254V253H65ZM68 254V253H67ZM75 254V253H74ZM77 254H79V253H77ZM85 254V253H84ZM99 253H97V255H98ZM105 254V253H104ZM110 254V253H109ZM175 254V255H174ZM197 254V253H196ZM225 254V255H226ZM234 255V256H231V255ZM261 254V255H262ZM21 255V256H22ZM44 252H43V257H44ZM61 255V254H60ZM69 255V254H68ZM102 255V254H101ZM112 255H114V254H112ZM174 255V256H173ZM176 255L178 256H180L179 257V259H176L175 257H176ZM199 255V256H200ZM203 255H204V253H203ZM206 255V254H205ZM16 256H14V257H16ZM47 256V255H46ZM49 256V255H48ZM53 256V255H52ZM55 256V255H54ZM109 255L107 254V257H108ZM115 256H117L116 254H115ZM122 256V255H121ZM194 256V255H193ZM220 256V255H219ZM219 256H216V257H219ZM221 256H224L223 254H221ZM230 256V257H229ZM241 256H244V257H241ZM253 256V255H252ZM255 256H256V254H255ZM23 257V256H22ZM71 257V256H70ZM86 257V256H85ZM90 257H91V255H90ZM93 257V256H92ZM94 257H96V256H94ZM94 257H93V259H94ZM98 257H100V255H98ZM106 257V256H105ZM106 257V258H107ZM192 257V256H191ZM202 257V256H201ZM205 257H208V255L207 256H205ZM215 257V258H216ZM229 257V258H228ZM249 257V256H248ZM262 257V256H261ZM27 258V257H26ZM53 258V257H52ZM51 258V259H52ZM56 258V257H55ZM62 258H63V256H62ZM109 258V257H108ZM104 259V256H103V259L104 260H102V262H103V264H112L113 262H111V259L109 258V259ZM178 258V257H177ZM200 258V257H199ZM215 258L213 257V259L215 260ZM221 258V257H220ZM219 258V259H220ZM40 259L42 260V258L40 257ZM39 259V260H40ZM47 259H48V257H47ZM81 259V258H80ZM91 259V258H90ZM101 259V258H100ZM100 259H97L99 262H101L100 261ZM194 259V258H193ZM222 259V260H223ZM243 259V260H242ZM262 259V258H261ZM36 260V259H35ZM34 260V261H35ZM43 260H45L46 261V257H45V259H43ZM53 260V259H52ZM55 260V259H54ZM67 260V259H66ZM70 260V259H69ZM82 260V259H81ZM87 260H88V255H87ZM92 260V259H91ZM89 261L90 263H82V264H95V263H97V264H102V263H99L98 261L97 262H92V261ZM112 260V261H113ZM185 260V259H184ZM198 260V259H197ZM218 260V259H217ZM256 260V259H255ZM263 260V259H262ZM36 261H38V260H36ZM86 261V260H85ZM189 261V260H188ZM188 261H186V262H188ZM195 262H197L196 260H194ZM200 261V260H199ZM242 261V262H241ZM50 262V261H49ZM192 262V261H191ZM194 262V263H195ZM218 263L217 264H219V261H217ZM0 263V264H1ZM44 264L45 263H47V262H43ZM80 263V262H79ZM190 263V262H189ZM193 263V264H194ZM208 263V262H207ZM252 263V262H251ZM39 264V263H38ZM42 264V263H41ZM76 264H78V263H76ZM191 264V263H190ZM203 264V263H202ZM220 264H223V261H220Z\"/></svg>", "mask_w": 264, "mask_h": 264}]
</instances>
